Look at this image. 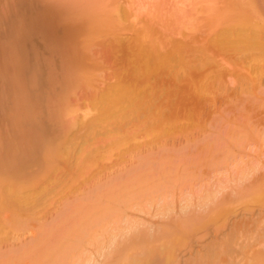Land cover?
Segmentation results:
<instances>
[{"label": "rangeland", "instance_id": "obj_1", "mask_svg": "<svg viewBox=\"0 0 264 264\" xmlns=\"http://www.w3.org/2000/svg\"><path fill=\"white\" fill-rule=\"evenodd\" d=\"M252 1V0H251ZM257 0H254V5H256L257 4V2L259 3V4H257L258 5V7H263V4H264V2H263V0H261V2L258 0L257 2H256ZM256 2V3H255ZM229 3H231V4H229ZM263 3V4H262ZM233 3L232 2H230L229 0H0V43H1V45L3 46V47H5V49H3L1 46V48H0V58H1V56H3L4 57V55L6 54V53H9L10 51H9V47H11V45H12V43L13 42H11V39H12V41H13V34H12V32L13 31H11L12 29L14 30V24H15V22L17 21H19V18L20 17H22V15L24 16L25 15V18H28L29 19V17L30 18H32L33 19V22H34V18L37 16V18L36 19H38L39 17V20H35V21H37V22H40V24H39V28L38 27H35V30H32L31 32H30V40H31V38L33 39V40H31L30 42H31V44L30 43H25V45L23 46V48L22 47H20V50H21V48L23 49V52H24V54H25V56H24V59H27L29 62L27 63L26 61L27 60H24V62H25V65H24V63H22L23 65H24V68H23V66L21 65V64H17V67L16 66H14V67H16V76L15 75H13V73L11 74V67H10V65H8V64H6L5 62H3L4 64H5V69L3 68L4 67V64L2 63V65H1V62L3 61L2 59H0V68L2 69H0L1 71H0V91L2 92V89L3 88H6V93L4 92V90H3V94L6 96H9V98H11L12 100H11V102H12V105H8L7 103H10L9 101L10 100H8V102H6L7 101V99H8V97H6V98H4L3 99V97L4 96H2V93H0L1 95H0V97H2L1 98V100H2V103H1V100H0V103L1 104H4V106L3 105H1V106H3V107H1L0 106V112L2 113V112H4L5 113V111H3L4 109V107H6L5 106V104L6 105H8L9 107L10 106H12L13 107V103H14V94H13V92L11 91L10 92V90H8V89H10V87H6V86H9L8 85V83L6 84V86H4L3 84L5 83V81L3 80V79H5L6 78V76L8 75V74H10V78H12L13 77V79L14 80H16V82H20L19 84V86H22V84L23 85H27V86H33L34 85V87H36V90H35V88H30V86H29V88L31 89V92H33L34 91V93H32V95L33 94H35V92L36 91H38L39 92V94L40 93H42V94H40V97L38 98L39 99V102L41 101L42 102V99H45V102L46 103H44V100H43V104H45V107H47L46 106V104L47 105H49V107H50V109H51V114H53L54 115V119H56V120H59V122H60V120H61V118H57V116H58V114L59 113H61V110L63 109V107L65 106L66 108H64V109H68L69 110V108H68V106H69V104H70V108H72V109H76L77 110V112H79V113H77L78 114V116H74L73 118L75 119V117H77V119L80 121V114H81V116H83L84 114V112H90L89 114H91V116L89 117V116H87L86 114V116H87V119L89 118H92V116L93 115H95V114H97V112H96V110H95V112H94V108L92 109V111H91V102H90V100L91 99H93L92 97H91V95H93L94 96V94L96 95H99V93L97 92V90H106L108 87H110L111 86V84H113V83H115V85L113 84V86H116L117 84H116V82H118L119 81V84H122V85H124L123 83H125V84H127V86H129V84H130V86L132 87V85L134 84L135 85V82H133V81H131V80H129V79H123V75H124V73L123 72H125V70H126V65L124 66V64H123V66L121 67V65L120 64H122L123 63V60L122 59H125L126 57H124L125 56V52H126V50H128L129 49V47H130V50H128V53L129 52H131V49L132 48H134L133 47V45L132 46H128V45H125L124 46V44L127 42L128 44L130 43V44H132V42L134 43V41L137 39V36L139 37L138 39H141L140 37H141V35H144V36H142V39H144V43H145V40H146V42L149 44V45H151V43L152 44H154L155 45V43L156 42H159V44H160V47H161V49L163 50V52L165 51H167L168 50V48H170V44H171V48H175V44H176V46L178 45L179 46V44H180V46H185V44L188 46V48H190V46L193 48H191L192 49V51H194L196 54L198 53L199 55H200V51H201V55H200V57H202L203 55H204V52L202 53V50L201 49H204V51H207V49H208V47H210L211 49H210V53L209 52H206L205 53V55H204V57L205 56H208V58H209V60L210 61H207L206 62V60H205V62L207 63V65H203V67H204V69H203V67L201 66V68L199 67V69H198V71H197V69H196V71L198 72V74L199 75H201V77H199V75L198 74H193V70L191 71V76H190V78L188 77V78H186L185 80H187L188 79V81H183L184 79H181L185 84H183L182 82H181V80L179 81V82H176L177 80L175 79H173V80H168V79H162V81H166L165 82V85L164 84H162V85H164L163 86V88H165V90L167 89V88H169L170 90H172L173 92H174V96H172V97H174L173 99H172V97H171V101H170V107H171V110H169L168 108H166V106H164L165 108H161V106H160V109H161V111L162 110H164V112L162 111V113H163V118H164V116H168L169 115V119L166 117V120H164L165 121V123H167V125H168V122H169V125H171V122H172V126L174 125V126H177V128L176 127H174L173 129H175V131L174 130H172L173 132H174V135H175V137H174V135H173V137L174 138H170V136H172L171 134H173V133H170V135L168 136L169 137V139H167L166 140V142H165V139H166V137L164 138L163 137V142H160L159 140H158V144H156L157 143V141L154 143L153 141H152V138H151V136L149 137V138H151L150 139V141H148V143L147 144H149V143H151V147H150V145H149V148L151 149V152H150V150L148 149V151L150 152H148L149 154H150V159H149V156H146V155H149L147 152H146V150H144L143 151V149H146V148H148L146 145L147 144H145L146 142H147V140H149V138H148V136L147 135H144V133L143 134H139L136 138L137 139H135V142L137 143H139V144H141V142H144V143H142V146L141 145H138V143L136 144L135 142H132V143H130L129 145H126V147H128V149L127 150H125V153L127 154V156H126V154H125V156H123L122 157V155L124 154H122L121 152H120V150H119V152L122 154L121 156H115L114 154H116V153H113L112 154V156L110 157V154L108 155V158H104V160H103V162L105 163V164H103L102 163V160H101V163H102V165H103V168H105V171H103L104 169H101V167H102V165H100L99 164V162L96 164L97 166H100V167H94V169H95V173L93 172L94 171V169L92 168V171L91 172H93V173H91V175H93L92 177H94V178H92V179H94L93 181H97V184L96 185H103L104 184V182L103 181H105V182H108V183H110L109 181H107V180H112L111 182L112 183H110L111 185H108L110 188H111V186L113 187L112 188V191L113 190H115L116 189V191H118V188H115V183H116V181H118L119 180V178H120V180H121V182H119L118 181V185H124L125 184V182L127 183V184H131L132 183V181L134 180V179H136V180H143V184L144 185H146L145 187L143 186V190H144V188L146 189V191L144 190H142L141 189V187L138 189L137 188V186L135 185V187H136V192L138 191V193L137 194H135V195H138V198L137 197H135L136 199H133V197L135 196H133L132 198H130V201L128 202V201H124V202H127L126 204H124L123 203V205L125 206H123L122 204H120V202H119V204L120 205H122V207L120 206L119 207V204L117 203V202H114L115 201V199H113V197L112 196H114V192H113V195L110 197L109 196V198H108V200L112 203L111 204V206H114V207H116V208H114L115 209V211L117 210V211H119V213L117 212V213H115V211H114V213L112 212V215H113V217H111L110 218V220L108 219H105L106 221V224H105V226L104 227H102L101 228V225H103L104 224V222H103V220L102 219H100V228L98 227V229L97 230H95V228L93 229V228H90L89 226H79L78 225V227L77 228H79V227H81V229L83 230V231H85L86 230V228L87 227H89L88 228V230L91 232V231H93V230H95V231H93L92 232V234L94 233V236H95V233H96V236H95V238L97 237V236H99V237H97V240H98V238L99 239H101V240H98L99 242H94V241H97L96 239H94V240H92V235L89 237V239H86V240H88V242H85V241H83V242H80L79 240V238H78V235H81L83 232L82 231H80V232H82L81 234H78L77 232H79L77 229H74L73 228V225L71 226L70 225V223H69V220H71V221H73L72 219H70L71 217L69 216V214L68 213H66V212H68V211H70V215H72V212H74V214L72 215V217L74 216H76L77 218H80L82 215H84V214H82V215H79L80 214V210L78 209V207H77V205L79 204V207H80V209H81V211H84V212H86V205L89 203V202H93V204L91 205V206H93V205H99V206H102V207H100V208H105V205H106V203L108 202V204L110 203L108 200H106L105 198L103 199V195L105 196V190L108 188L109 189V187H107L106 189H101L100 188V190L102 191V190H104V192L102 193L100 190H99V192H100V196L102 197H99V193L96 195V192H95V190H94V192H95V196L94 195H92L91 194V196L92 197H94L95 198V200L93 201L92 199H91V196H90V194H89V191L91 192L92 191V193H93V188L96 186V185H94L93 183H92V181H91V178H90V180L89 181H91L90 183L91 184H93V185H91L90 183H88V182H86V183H84V185H80V187H79V189H78V192H75V193H68V195L67 194H64V195H62L63 196V198H61V195L60 196H55V197H53V198H55V199H53L54 200V202L55 201H57V202H59V203H54L52 200H50V209H52V210H50V212H49V206H48V208L46 209V211L44 212V213H46V214H44L43 213V216H45L46 217V220H44L45 218L42 216V220L43 221H41V231H42V234H43V231L46 233L45 235L47 236V235H49L50 233H52V235H51V237H49L50 239H48V236L47 237H45L46 239L44 240V239H41L42 240V242H41V247L45 250V251H47L49 248L50 249H52V251H50V250H48L47 252H45L44 250H43V252H45L44 254H43V258H42V254L40 255V257L43 259H41V261H42V263L41 262H39V264H48L49 263V261L51 260L50 259V257H57L56 259H52L51 261L52 262H50V264H52V263H54L55 262V264H57V263H61V264H63L64 262V264H76V262H78L79 260H80V264H81V262H82V259H86L85 261V263L86 264H88V262L91 260V261H93L94 259V261H93V264L94 263H96V264H105V262L107 261V256L109 257L112 253H114L115 252V249H117V248H115V245H116V247H118V244L120 245V243L122 242H124L126 239H127V237L129 238L132 234H133V232L134 231H136L137 229H142V231H143V229L144 230H146V227H152V229H153V227H154V230H157V229H160L159 227H164L166 224H169L170 223V221L171 220H173V219H176V218H179L180 216H182V215H184V214H186V215H184V217L185 216H187V214H189V213H195L196 215H198V214H205V213H208V211H210V208L211 207H214V205L216 204V202L215 201H217V204H219L218 202H220L219 200H221V202L220 203H222V201H224L225 199L227 200L228 198H229V204H228V206L227 207H229L230 206V212H229V215H226V216H224V217H226V219H224V217H222V218H220L219 219V221L217 222V224L215 225V226H212V228L211 229H208V228H210V227H208L207 228V230L206 229H200V233L198 234H194V236H191V238H187L185 241H186V243H185V245L184 246H182V247H184V248H181L180 246L181 245H177L179 248H177V249H175L176 251L173 253L174 254V262H167L166 260L164 261L163 259H159V260H161L160 262L158 261V259H157V261L156 262H152L151 261V263L152 264H155V263H157V264H190L191 263V261H193L195 258H194V256H197L198 254H201V253H203L205 250H206V248H208L210 245H211V243H209L210 241L211 242H213L214 244L215 243H218L219 241L218 240H221L222 238V241L223 240H225V239H229V238H232V240H231V245H232V247H234L233 249H231L232 247H231V245L229 246L228 245V251L231 253V255H233V256H231L230 255V257L229 256H227V259H226V257H220L219 258V260H217V264H248L249 262H250V260H251V262L249 263V264H251L252 262H253V264H254V259L256 258V254H258V252L259 253H261L262 252V249H263V251H264V239H263V237H264V235H263V233H264V226H262V225H264V203H256V204H258V205H256L255 203V205L253 204V200H251L250 199V192L249 191H251V190H253L254 188H256V187H258V185H261V183H264V180H262V182L260 183L259 181L261 180V179H263V177H264V75H263V73H264V70H263V73H261V75H263L262 76V78H261V76H260V73H258V71H256V69H253V62L251 61L250 62V60H248V61H245V63H243V61L241 62V60L239 59L240 57H239V55H238V57L235 55L236 53H234L233 54V52H227V51H221V50H218V49H215L216 47H214L213 48V45H211L212 44V41L214 40V36H216V34H215V31H216V33H219L220 31H222L224 28H225V22L226 21H229L228 19H230V17H231V15H230V13L232 14L234 11L232 10L233 9V5H232ZM261 4V5H260ZM256 5V6H257ZM260 5V6H259ZM228 6V7H227ZM233 6V7H232ZM253 7V8H258V7ZM20 8V9H19ZM3 9V10H2ZM15 9V10H14ZM17 9V10H16ZM234 9H236V8H234ZM255 9V10H256ZM10 10V11H9ZM41 10V11H40ZM44 12H43V11ZM68 10H70V12L68 11ZM80 10H81V12H80ZM226 10H228V12L226 11ZM259 10H262V9H259ZM74 11V12H73ZM76 11V12H75ZM82 11H83V14H82ZM87 11V12H86ZM231 11H233V12H231ZM236 11V10H235ZM10 12V13H9ZM36 12V13H35ZM47 12V13H46ZM64 12V13H63ZM67 12L69 13V14H67ZM71 12L73 13V14H71ZM107 12H108V14H107ZM111 12H112V14H111ZM117 12V13H116ZM257 12H259V11H257ZM262 12H263V10H262ZM24 13V14H23ZM38 13H40L39 14V16H38ZM53 13V14H52ZM76 13L78 14V16H76ZM105 13H106V15L108 16H106L105 15ZM229 13V14H228ZM12 14V15H11ZM15 14V15H14ZM27 14V15H26ZM37 14V15H36ZM44 14H45V16H44ZM47 14V15H46ZM65 14H66V16H65ZM81 16H80V15ZM86 14H87V16H86ZM31 15V16H30ZM41 15V16H40ZM53 15V16H52ZM67 15H69V18H70V16H71V19L69 20V18H68V16ZM83 15V16H82ZM100 15V16H99ZM228 15H230V17L228 16ZM235 15V14H234ZM264 15V14H263ZM262 14H261V17L263 16ZM17 16H18V20H17ZM47 16V18H44V17H46ZM114 18H113V17ZM123 16V17H122ZM43 19H42V18ZM51 17H54V18H51ZM10 18H11V20H10ZM58 18H60L59 19V22H58ZM68 18V19H67ZM111 18H112V20L113 19H115L114 21H112L111 20ZM118 18H121L120 20L118 19ZM13 19V20H12ZM23 19V18H22ZM21 19V20H22ZM44 19H46V20H44ZM57 19V20H56ZM63 19V20H62ZM107 19H109V21L107 20ZM264 19V18H263ZM5 20V21H4ZM9 20H10V23H8L9 22ZM15 20V21H14ZM25 20V19H24ZM23 20V21H24ZM30 20V19H29ZM43 20V21H42ZM55 20H56V23H57V25H55L56 23H54L53 25H52V23L51 22H55ZM67 20V21H66ZM87 20H91V21H93V22H96V23H94L95 25H97V23H99V25H102L103 27H102V30H104V28H105V32H104V34L103 35H101L102 36V38H100V35H99V31L97 32V33H95L96 35H94V36H96V37H98V38H96V40H92V39H94L95 37L94 36H92L91 35V33L89 34V36H91V42H90V46H91V49H92V51H91V49H90V51L88 50V49H84L85 50V52L86 51H89V55H91L89 58H87L86 57V59H87V61L85 60V59H83L84 60V65L87 63V64H93L92 66H90V64L89 65H83L85 68L84 69H86L87 68V72H89V73H92L90 76H91V79H90V77H89V80H91L90 81V83L88 84L87 83V85H88V87L86 86V88H85V86H83V87H80V86H82V83H81V85H79V83H80V81H81V79H79L80 81H79V83H77V85H79V87L77 88V89H75L74 88V90L75 91H73V88L72 87H75V86H71V88L70 89H72V90H70V91H72L71 92V94L69 93V92H62V94L63 93H66V94H68L69 93V95H68V98L69 97H72V98H70V101L68 100V98H67V96H66V94H65V96L64 95H62V97L64 96L65 98H66V100L65 101H63L64 103H62L61 101H57V100H55L56 99V96L58 97V95H60V92L61 91H63V90H65L66 89V85L69 83V81H71L72 80V77L74 76V78H73V80L75 79V75H78L79 77L81 76V73H79L78 71H80L81 72V70H78L77 72L79 73H77L75 70L78 68V66H74L73 64H75V65H77V62H78V60H80V57L76 54V53H78L77 51H80L79 49H80V44L78 45V50H77V46H74L75 48H74V54H76V55H73V56H75L74 58L76 59V63H75V60L72 58V56H71V59H72V62H67V63H69V64H66V61L68 60H66L65 59V61L64 60H62L63 58L60 56V54H58L57 52H56V50H54L55 49V46L53 47V44L54 45H57L58 44V46L59 47H62L64 44H70L69 42L71 41V39H72V43H71V45H76V42H75V44H74V41H77V44L80 42H82L81 43V45L83 44V42H85V38L87 37V40L86 41H88L89 39H90V37H88V30L86 29L87 27L88 28H90L89 27V25L87 24ZM226 20V21H225ZM13 21V22H12ZM28 21V20H27ZM44 21L46 22V23H44ZM64 21H65V23H64ZM71 21V22H70ZM111 21L113 22V23H111ZM118 21V22H117ZM121 21V22H120ZM220 21V22H219ZM30 22H32V21H30ZM60 22H62V23H60ZM90 22V21H89ZM19 23V22H18ZM23 23V22H22ZM25 24H26V21L24 22ZM23 23V24H24ZM35 23V22H34ZM118 23V24H117ZM119 23H120V25H119ZM123 23V24H122ZM217 23H219V24H217ZM13 24V25H12ZM22 24V25H23ZM24 24V25H25ZM42 24H44V31H43V25ZM48 24V25H47ZM60 24V25H59ZM93 24V23H92ZM112 24V25H111ZM115 24V25H114ZM216 24H217V26H216ZM13 27H12V26ZM19 25V24H18ZM20 25H21V23H20ZM37 25V24H36ZM63 25H64V28H63ZM65 25H67V26H65ZM116 25H118V27L116 26ZM220 25H223V26H220ZM48 26V27H47ZM49 26L51 27V29L49 28ZM54 26H57L56 28L54 27ZM70 27V28H67V27ZM81 26V27H80ZM111 26V27H110ZM113 26V27H112ZM219 26V27H218ZM10 27V28H9ZM11 27H12V29H11ZM95 27V26H94ZM117 27V28H116ZM216 27H218V29L216 28ZM63 28V29H62ZM91 28H93V27H91ZM91 28H90V30H91ZM96 28V27H95ZM95 28H93V29H95ZM219 28H221L220 30H219ZM8 29H11V30H9L8 31ZM36 29H37V31H36ZM54 29V30H53ZM118 30V32H117V30ZM48 32H47V31ZM64 30H68L67 32L69 33L71 30L73 31V33H71V34H67L68 36H70V37H68L65 33H67L66 31H64ZM87 30V31H86ZM100 30V29H99ZM112 30V31H111ZM147 30H150V31H148V36H149V34H150V38H152V42H151V39H149V37L148 38H143V37H147ZM8 31V32H7ZM44 32V34H43V32ZM95 31V30H94ZM97 31V30H96ZM114 31H116V32H114ZM140 31V32H139ZM40 32H42V33H40ZM53 33L52 35H51V33ZM63 32V33H62ZM77 32V33H76ZM83 32V33H82ZM88 32V33H87ZM92 32V31H91ZM101 33H102V31H100ZM113 33V35H111V36H109V34L110 33ZM135 32H137V33H135ZM139 32V33H138ZM145 34H144V33ZM9 33H10V36H9ZM31 33H33L32 35H31ZM50 33V34H49ZM86 33V34H85ZM100 33V34H101ZM111 33V34H112ZM116 33V34H115ZM117 33H118V36H117ZM38 34H39V37H38ZM40 34H41V36H40ZM56 35V37H57V35H58V37L57 38H55V35ZM82 34V35H81ZM92 34H94V32L92 33ZM99 36H98V35ZM141 34V35H140ZM214 34V35H213ZM11 35H12V37H11ZM43 35V36H42ZM62 35H64V38L62 37ZM66 35V36H65ZM72 35V36H71ZM106 35V36H105ZM116 35V36H115ZM120 35V36H119ZM146 35V36H145ZM155 35V36H154ZM48 36V37H47ZM86 36V37H85ZM116 38H115V37ZM136 36V37H135ZM41 37H44V40H43V38H41ZM52 37H54V38H52ZM60 37H62V38H60ZM66 37V38H65ZM155 37V39L157 40H153V38ZM50 38H51V40H50ZM114 40V38H115V40H116V42H115V40L113 41L112 39ZM122 38V39H121ZM213 38V39H212ZM28 39V40H29ZM41 39V40H40ZM62 39V40H61ZM64 39V40H63ZM66 39H68L69 40V42H68V40L67 41H65ZM75 39V40H74ZM83 39H85V40H83ZM99 39V40H98ZM111 39V40H110ZM132 39H133V41H132ZM135 39V40H134ZM137 39V40H138ZM41 42H40V41ZM52 40H53V42H52ZM102 40V41H101ZM124 40V41H123ZM136 40V41H137ZM44 41H46V43L44 42ZM56 41V42H55ZM62 41V42H61ZM79 41V42H78ZM93 41V42H92ZM101 41V42H100ZM105 41V42H104ZM111 41V42H110ZM117 41H121V42H117ZM123 41V42H122ZM126 41V42H125ZM131 41V42H130ZM156 41V42H155ZM3 42V43H2ZM42 42L44 43V44H42ZM49 42V44H51V45H49V44H47ZM65 42V43H64ZM108 42V43H107ZM167 42V43H166ZM173 42H176V43H174L173 44ZM4 43H5V45H4ZM41 43V44H40ZM56 43V44H55ZM92 43H94V45H91ZM106 43V44H105ZM109 43H110V45H109ZM117 45H116V44ZM119 43L123 46V48H124V50H125V52L123 53V49L121 50V48H120V46H119ZM124 43V44H123ZM137 43V42H136ZM164 43V44H163ZM182 43V44H181ZM189 43V44H188ZM84 44H86V43H84ZM84 44H83V46H84ZM95 44H98V45H95ZM102 44V45H101ZM108 44V45H107ZM135 44V43H134ZM146 44V43H145ZM159 44L158 43H156V45L159 47ZM45 45V46H44ZM48 45V46H47ZM102 47H101V46ZM116 45V46H115ZM136 45V44H135ZM164 45V46H163ZM30 46V47H29ZM57 46V47H58ZM104 46H106V47H104ZM174 46V47H173ZM177 46V47H178ZM179 46V47H180ZM115 48V49H112V48ZM157 47V48H158ZM168 47V48H167ZM176 47V48H177ZM182 47V48H183ZM19 48V47H18ZM25 48V49H24ZM45 48H46V50H45ZM54 48V49H53ZM103 48V49H102ZM111 48V49H110ZM164 48H166L167 50H165ZM186 48V47H185ZM195 48H199L198 50L197 49H195ZM2 49V50H1ZM8 49V50H7ZM27 49V50H26ZM116 49H117V51H116ZM135 49H136V47H135ZM135 49H132V50H135ZM187 49V48H186ZM11 50V49H10ZM30 50V51H29ZM31 50H33V51H31ZM108 50H109V52H108ZM161 50V51H162ZM171 50V49H170ZM196 50V51H195ZM209 50V49H208ZM217 50V51H216ZM27 51V52H26ZM44 51V52H43ZM81 51H82V49H81ZM79 52V55H80V53H81V55H82V57H81V60H82V58H83V54H82V52ZM95 51V52H94ZM188 51H190V50H188ZM188 51H187V53H188ZM211 51H213V52H211ZM219 51V52H218ZM12 52V51H11ZM18 52V51H17ZM32 52V53H31ZM48 52V53H47ZM117 52V53H116ZM122 52V53H121ZM133 52V51H132ZM191 52V51H190ZM192 53V54H194L195 55V59L193 60H189L190 61V63H192V64H195L194 62L195 61H197V62H199V60H200V62L201 61H203L204 59H206V58H204V57H202V60L201 59H197V56H196V54L195 53ZM216 52V53H215ZM46 53V54H45ZM50 53V54H49ZM96 53V54H95ZM212 53V54H211ZM225 53H227V54H225ZM86 54H88V53H86ZM115 54V55H114ZM121 54H122V56H123V54H124V56L122 57L121 56ZM185 54H186V52H185ZM189 54V53H188ZM188 54H187V56H188ZM192 54H189L190 55V59L191 58H194V56L192 55ZM197 54V55H198ZM35 55V56H34ZM37 55H38V57L39 58H37ZM50 55H52L51 57H50ZM85 55V54H84ZM192 55V56H191ZM18 56V55H17ZM48 56V57H47ZM53 56H55V58H53ZM77 56H78V58H77ZM87 56V55H86ZM93 56V57H92ZM185 56V55H184ZM2 57V58H3ZM36 57V58H35ZM43 57V58H42ZM85 57V56H84ZM96 57V58H95ZM112 57V58H111ZM118 57H119V59H121L122 60V62H121V60H119L118 59ZM121 57V58H120ZM128 57V56H127ZM199 57V56H198ZM211 57V58H210ZM215 57V58H214ZM50 60H49V59ZM57 58V59H56ZM189 58V57H188ZM208 58H207V60H208ZM213 58V59H212ZM242 58V57H241ZM38 59H40V60H38ZM58 59H60V60H58ZM71 59H69V61L71 60ZM112 59H113V61H112ZM116 59V60H115ZM117 59H118V61H117ZM239 59V60H238ZM248 59V58H247ZM38 60V61H37ZM74 60V61H73ZM89 60V61H88ZM33 61V62H32ZM35 61V62H34ZM49 61V62H48ZM63 61L66 65H68L67 67H65V70H64V72H62L63 71V69H64V63L61 62ZM90 61H93L92 63L90 62ZM211 61H213L214 62V64H212L213 62H211ZM31 62V63H30ZM36 62H40L39 63V65H37L36 64ZM54 62V63H53ZM58 62H59V64H58ZM82 63H81V65L83 64V61H81ZM118 64H117V63ZM121 62V63H120ZM246 62H248V63H246ZM27 63V64H26ZM32 63H33V65H32ZM36 64V66H34L35 64ZM41 63H42V68H40L39 69V67H41ZM49 63H50V65H49ZM71 63V64H70ZM79 63V62H78ZM124 63H125V61H124ZM202 63H204V62H202ZM206 63H204V64H206ZM243 63V64H242ZM252 63V65H251V69H252V72H251V69H250V67H249V65ZM29 64V65H28ZM47 64V67L45 66ZM60 64H62V65H60ZM99 64V65H98ZM115 64V65H114ZM197 64V63H196ZM218 64H219V66H218ZM9 66L10 67V69L7 67V66ZM13 65V64H12ZM26 65H28V67L27 68H29V67H31L32 66V68H34L32 71H31V69L32 68H30V69H28L29 70V72L28 71H26L25 72V68H26ZM52 65V66H51ZM55 65V66H54ZM71 67H70V66ZM80 65V64H79ZM118 65H119V67H118ZM245 65V66H244ZM39 66V67H38ZM44 66H45V68H44ZM50 66V67H49ZM88 66V67H87ZM117 66V67H116ZM205 66H207V67H205ZM214 66V67H213ZM221 66V67H220ZM246 66H247V68L249 67V69H250V72H249V70L246 68ZM7 67V68H6ZM38 68L37 69V72H36V69L35 68ZM59 67V68H58ZM63 67V69H61ZM94 67V68H93ZM98 67V68H97ZM254 67H257L258 68V66H256V65H254ZM21 68H22V70L25 72V73H22L23 71L21 70ZM68 70H67V69ZM75 68V69H74ZM41 69H45V70H43V71H41ZM61 69V70H60ZM70 69H71V71H70ZM79 69V68H78ZM82 69V68H81ZM84 69H83V71H84ZM89 69V70H88ZM92 69H94V70H92ZM96 69V70H95ZM119 69H121V70H119ZM194 69V68H193ZM195 69H194V72H195ZM200 69H201V71H200ZM219 69V70H218ZM6 70H10V71H6ZM48 70V71H47ZM52 70V71H51ZM54 70H55V72H54ZM253 70H255V72L253 71ZM5 71H6V73H5ZM38 71H39V73H38ZM46 71V72H45ZM69 71H70V73L72 74V76H71V78L69 77L71 74L69 73ZM117 71H118V73L119 72H121V74L123 73V75L121 76V74H118L119 76H121V77H119V76H117V75H115V74H117ZM200 71V72H199ZM2 72V73H1ZM3 72H4V74H3ZM10 72V73H9ZM12 72H13V70H12ZM28 72V73H27ZM85 72V71H84ZM87 72H85L82 76L84 77V75H86V73ZM197 72H195V73H197ZM249 72V73H248ZM255 74H254V73ZM26 73H27V75H26ZM35 73V74H34ZM41 73V74H40ZM42 73H44V75H42ZM50 73H51V75H50ZM53 73H55V75H56V77H55V75L53 74ZM74 73V74H73ZM76 73V74H75ZM101 73V74H100ZM181 73V72H180ZM200 73H202V74H200ZM250 73H252V74H250ZM5 75V78H3V75ZM7 74V75H6ZM25 76H24V75ZM46 74V75H45ZM58 74V75H57ZM61 74L63 75V76H61ZM95 74V75H94ZM13 75V76H12ZM36 75H37V77H38V79H42L41 81H38V79H37V77H36ZM66 75V76H65ZM89 75V74H88ZM93 75V76H92ZM114 75H115V77H114ZM181 75H182V73H181ZM216 75V76H215ZM218 75V76H217ZM254 75V76H253ZM260 76V78H259V76ZM28 76H30V78L28 77ZM48 76V77H47ZM59 77V81H58V77ZM78 76L76 77L77 79H78ZM117 76V77H116ZM247 76V77H246ZM251 76H253V78H255V79H259V80H261V81H259V80H256V84L254 85L253 83H255V79H251L252 77ZM7 77H9V75L7 76ZM41 77V78H40ZM50 77V78H49ZM55 77V78H54ZM86 77H87V75H86ZM86 77H84L85 79H82L83 80V85H85L86 83H85V81L84 80H87L86 79ZM192 77L194 78V79H192ZM197 77V78H196ZM198 77H199V80H198ZM214 77H216V79L214 78ZM249 77V78H248ZM9 78V79H10ZM31 78H33L32 80H31ZM63 78V79H62ZM64 78H67L66 80L64 79ZM69 78H70V80H69ZM88 78V77H87ZM93 78V79H92ZM212 78H214V79H212ZM244 78H245V80H250L249 82H248V86H247V81H245L244 80ZM247 78V79H246ZM46 79H48L47 81H46ZM53 79V80H52ZM96 79V80H95ZM6 80H8V78H6ZM31 80V81H30ZM53 81V83H58V82H60L59 83V85L57 86L56 84V89L55 90H53L52 88H54V86L51 88L53 91H56L55 93L57 94H53V96H49V94H52L51 93V89H50V86H49V83H50V81ZM64 82H63V81ZM89 80H88V82H89ZM124 80V81H123ZM157 80V79H156ZM155 80V81H156ZM192 80H194V82L192 81ZM207 80H209L208 82H206ZM242 80V81H241ZM244 80V81H243ZM253 80H254V82H253ZM9 81V80H8ZM47 83H46V82ZM56 81V82H55ZM58 81V82H57ZM123 81V82H122ZM158 81V80H157ZM161 81V80H160ZM168 81V82H167ZM191 81V82H190ZM219 82L218 83V85L219 86H217V83L216 82ZM68 82V83H67ZM78 82V81H77ZM137 82V81H136ZM149 82H150V80H149ZM151 82L155 85V83H154V80L153 79H151ZM186 82H188V84L186 83ZM196 82H197V84H196ZM202 82H204V84L206 85V83H207V85H206V88H208L209 89V87H214V89H212L211 88V90L209 89H207L206 90V88H205V90H203V88L205 87V85L202 83ZM211 82V83H210ZM213 82H214V84H213ZM250 82H251V84H250ZM259 82H260V84H259ZM22 83V84H21ZM52 83V82H51ZM52 83V84H53ZM64 83V84H63ZM72 83V82H71ZM151 83V84H152ZM159 83V82H158ZM200 83H201V85H200ZM216 83V84H215ZM222 83V84H221ZM241 83L243 84V85H241ZM246 84V87L244 86L245 84ZM46 84H48V85H46ZM66 84V85H65ZM76 84V83H75ZM74 84V85H75ZM118 84V85H119ZM137 84V83H136ZM147 84H149L148 82H147ZM147 84H145V86H147ZM151 84H149V85H151ZM160 84L161 83H159V85H155V87L156 88H158V90H159V87H160ZM168 84V85H167ZM170 84V85H169ZM199 84V85H198ZM252 84H253V86H252ZM259 84V85H258ZM89 85H92L91 87L89 86ZM178 85H179V87H178ZM183 85V86H182ZM185 85H186V87H185ZM189 85V86H188ZM198 85V86H197ZM213 85V86H212ZM241 85V86H240ZM2 86H4V87H2ZM126 86V85H125ZM144 86V85H143ZM159 86V87H158ZM166 86V87H165ZM191 86H192V90H191ZM199 86H200V88L202 89L201 91L204 93V91H205V93L207 92V94L204 96V95H202L201 94V92L199 93V91L198 90H200V88H199ZM203 88H202V87ZM217 86V87H216ZM220 86H223L222 87V89H220ZM252 86V87H251ZM49 87V88H48ZM59 87V88H58ZM65 87V88H64ZM148 87V86H147ZM190 87V88H189ZM193 87L196 89H194L193 90ZM217 89H216V88ZM251 87V88H250ZM254 87V88H253ZM256 87V88H255ZM23 88V87H22ZM61 88H62V90H61ZM68 88H69V86H68ZM88 88V89H87ZM111 88V87H110ZM154 88V87H153ZM153 88H151L152 90H153ZM224 88V89H223ZM244 88H246L247 90H248V88L249 89H251V90H246V89H244ZM109 89V88H108ZM160 89L163 91V92H167V90L165 91V90H163L161 87H160ZM185 89V90H184ZM188 89V90H187ZM190 89V90H189ZM220 89V90H219ZM243 89V90H242ZM27 90V89H26ZM60 90V91H59ZM94 90H95V92H94ZM160 90V91H161ZM180 90V91H179ZM222 90V92H219V91H221ZM255 90V91H254ZM41 91V92H40ZM50 93H49V92ZM58 91H59V93H58ZM66 91V90H65ZM102 91H100V93L102 92ZM154 91V90H153ZM177 91V92H176ZM198 91V92H197ZM211 91H212V93H211ZM215 91V92H214ZM217 91V92H216ZM246 92V93H244V92ZM30 92V91H29ZM105 92V91H104ZM159 92V91H158ZM162 92V94H164ZM10 95H9V94ZM72 93L74 94V95H72ZM91 93V94H90ZM93 93V94H92ZM179 93H181V94H179ZM244 93V94H243ZM37 94V93H36ZM38 94V95H39ZM158 94V93H157ZM162 94L160 95V97L162 96ZM199 95V94H201L200 96H199V98H198V96L197 95ZM248 94V95H247ZM55 95V96H54ZM159 95V94H158ZM171 95H172V93H171ZM247 95V96H246ZM165 96V95H164ZM163 96V97H164ZM207 96V97H206ZM48 97V98H47ZM96 97V96H95ZM168 97V98H167ZM166 98L167 99H169V96H167ZM60 97H58L57 99H59ZM52 99H53V101H55V102H53L52 101ZM162 99V98H161ZM164 99H165V97H164ZM167 99H165V100H167ZM201 99V100H200ZM31 99H30V97L27 99V103L30 101ZM62 100H64L63 98H62ZM199 102H198V101ZM92 101V100H91ZM159 101V100H158ZM157 101V102H158ZM161 101V100H160ZM160 101L158 102V105L160 104ZM162 101H163V99H162ZM174 103H173V102ZM39 102H37L38 104H39ZM40 102V103H41ZM61 102V103H60ZM66 102V103H65ZM67 102H69L68 103V106L66 105L67 104ZM166 103L168 102V101H165ZM35 104L36 103V101L35 102H31L30 104ZM55 103V104H54ZM57 103L59 104L60 103V106H62L63 105V107L60 109L59 107L60 106H58L57 105ZM164 103V101L162 102V104ZM165 103V104H166ZM171 103H173L174 105H178L177 106V108H176V106H173ZM179 103V104H178ZM65 104V105H64ZM168 104V103H167ZM36 105V104H35ZM89 106H91L90 108H89ZM169 106V105H168ZM167 106V107H168ZM15 107V106H14ZM73 107H75V108H73ZM7 108V107H6ZM5 108V110H6V114H8L7 112H10L11 113V111H12V113H13V111L15 112V110H16V108L14 109V110H11L10 108H9V110L7 111V109ZM87 109H88V111H87ZM159 109V110H160ZM167 109H168V111H167ZM172 109H173V111L174 112H172ZM11 110V111H10ZM76 110H75V112H76ZM90 110V111H89ZM167 112H166V111ZM71 111V110H70ZM73 112V111H72ZM94 112V113H93ZM167 114H166V113ZM176 112H178V113H176ZM55 113H56V115H55ZM165 113V114H164ZM3 114V113H2ZM16 114V113H15ZM14 113L13 114H9V115H12L13 117H14V115H15ZM93 114V115H92ZM5 115V114H4ZM6 116V115H5ZM5 116H3L2 115V117H5ZM8 116V115H7ZM6 116V117H7ZM1 117V114H0V130L2 131H0V138H1V140H0V144L2 143V144H5V146H3L2 144V146H3V148H0V155L2 154V150L3 149H5L4 147H7L8 145H9V143H11V142H13V141H16V139L17 140H20V139H18L16 136V134L17 133H15V135H14V133H12L11 131H12V127L9 125L10 124V122H9V118H11V116H9L8 117V119L7 118H4V120L6 119L7 121H5L4 122V120H2L3 118ZM94 117V116H93ZM2 118V119H1ZM67 118V117H66ZM85 120H84V119ZM83 118H81V122L83 123L84 121H85V123H86V118L85 117H83ZM170 118H171V120L173 119V121H171L170 120ZM53 119V120H54ZM64 120H65V118H63ZM70 118H67V120H69ZM77 119H75V120H77ZM66 120V121H67ZM70 120H72V119H70ZM69 120V121H70ZM62 121V124H63V120H61ZM163 121V122H164ZM179 123V121H180V123H185V124H187V125H189V126H192V125H194V126H192L191 127V129L189 128V126H186V125H184V124H179V126H178V123ZM88 122V121H87ZM162 122V123H163ZM9 123V124H8ZM64 123H66V124H68L69 122H64ZM199 123V124H198ZM53 124H55V123H53ZM56 124H57V122H56ZM58 124H60V123H58ZM58 124H57V127H58ZM66 124H65V127H67L66 126ZM177 124V125H176ZM192 124V125H191ZM61 125V124H60ZM168 125V126H169ZM186 126V127H188V128H186V127H184V126ZM63 126H64V124H63ZM167 126V127H168ZM183 126V132H185V129L186 130H189L190 132H186V133H189V134H185V136H184V133H182L181 131H180V129L182 130V127ZM196 126H197V128H196ZM2 127L4 128V129H2ZM64 127V128H65ZM166 127V126H165ZM178 127H179V129H178ZM194 127H195V129H194ZM199 127H201V128H199ZM9 128V129H8ZM59 128V127H58ZM56 129L55 130V127H54V129H52V131H46V132H44L43 133V130H41V131H39V129H37L38 130V133L39 132H42L43 134H44V136H45V138H46V136L48 137V135H50L48 138H52V135H53V139L55 138V140H59V139H61V136H63L64 135V133H66L65 132V130H66V128H65V130H61L62 128H61V126H60V132L58 131L59 129ZM63 128V129H64ZM170 128V127H169ZM172 128V127H171ZM185 128V129H184ZM9 130H11V131H9ZM177 130H179L178 131V133L180 132L181 134H183L182 136H181V134H179V135H176V134H178V133H176L177 132ZM9 131V132H8ZM171 131V132H172ZM14 132H15V130H14ZM79 132V131H78ZM36 133H37V131H36ZM37 133V134H38ZM42 133H40L39 135H41ZM48 133V134H47ZM52 133V134H51ZM58 133H59V135H58ZM47 134V135H46ZM63 134V135H62ZM7 135H9V139L10 140H8V136ZM11 135V136H10ZM61 135V136H60ZM101 135H99V137H100ZM187 136V137H186ZM45 138H44V140H45ZM48 138H46V139H48ZM101 138V137H100ZM147 139V140H146ZM102 140V139H101ZM101 140H99L100 142H101ZM146 140V141H145ZM161 140V139H160ZM2 141V142H1ZM45 141H50V140H45ZM52 141V140H51ZM96 141H97V139H96ZM152 141V142H151ZM104 141L102 140V142L101 143H99L100 144V146L102 145V143H103ZM96 145L98 144V143H96V142H94ZM133 143H134V145H133ZM163 143V144H162ZM99 144H98V146H99ZM145 144V145H144ZM153 144V145H152ZM163 146H162V145ZM0 145V147H2ZM92 145H94L93 143H92ZM165 145V146H164ZM131 146V148H129ZM143 146H145V147H143ZM102 147H104V146H102ZM136 147H137V150H135L134 151V153L132 154V153H130V152H128V150L130 149V151L132 152V150L133 149H136ZM140 147H142V148H140ZM122 149L124 150V147H122ZM121 149V150H122ZM132 149V150H131ZM139 149H141V150H139ZM154 149V150H153ZM155 149L157 150V152L155 151ZM162 150H164L163 152H162ZM115 151V150H114ZM113 151V152H114ZM146 152V155L144 156V155H142L140 152ZM169 151H170V153H169ZM112 152V151H111ZM119 152L117 153V154H119ZM128 152V153H127ZM153 153H155L154 154V156H153ZM162 153V154H161ZM164 153V154H163ZM128 154H130V155H128ZM159 154V155H158ZM113 155H114V158H113ZM132 155V156H131ZM133 155L134 156H137V157H133ZM143 157H142V156ZM152 155V156H151ZM129 156V157H128ZM163 156H164V159H163ZM169 156H171L172 158H170ZM117 157H118V159H117ZM119 157L121 158V159H119ZM126 158V160L124 161V159H122V158ZM132 157V158H131ZM139 157V158H138ZM153 157H154V160H152L153 159ZM127 158H128V160H127ZM136 158H137V160H136ZM149 159V165H148V160H145V159ZM160 158H162V159H160ZM106 159H108V163L106 162ZM139 159V160H138ZM140 159H142V160H140ZM143 159H144V161H143ZM156 159H158V160H156ZM112 160H113V162H112ZM119 162H118V161ZM120 160H122V162H120ZM132 160V161H131ZM99 161H100V159H99ZM117 161V162H116ZM123 161L126 163H123ZM127 161V162H126ZM152 161H153V163H152ZM157 161V162H156ZM162 161V162H161ZM200 161H201V163H200ZM212 163H211V162ZM215 163H214V162ZM217 161V162H216ZM117 164H116V163ZM137 163L138 162V164H135V163ZM142 162H144L143 164L144 165H142L141 166V164H142ZM154 162L156 163V164H154ZM121 163V164H120ZM134 163V165L132 166V164ZM162 163H164V164H162ZM99 164V165H98ZM116 164V165H115ZM119 164H120V167H119ZM153 166H152V165ZM158 164H161L160 165V167H159V165ZM137 165V166H136ZM139 165H140V172H139V174H140V176H138V174H137V177L138 178H141V177H143L144 178V176L146 177V178H141V179H138L137 177H135L136 176V170L139 168ZM155 165V166H154ZM163 165V166H162ZM111 166H112V168H111ZM165 166V167H164ZM115 167H117V168H119V169H115ZM133 167H135V168H137L136 170L133 168ZM150 167V168H149ZM154 167V168H153ZM157 167H158V169H157ZM124 168V170H122ZM142 168V169H141ZM168 170V171H166V169ZM112 170V171H109V170ZM143 169H145V170H149V171H146L145 172V170H143ZM151 169H153V170H151ZM165 169V170H164ZM175 169V170H174ZM179 169V170H178ZM33 170L34 171H38V168L35 166L34 168H33ZM97 170H98V172H99V170H102L101 171V173H99L98 175H97ZM141 170H142V172H141ZM158 170V171H157ZM164 170V171H163ZM172 170H174V171H172ZM183 170V171H182ZM106 171H107V173H106ZM108 171H109V173H108ZM118 171H120V172H118ZM145 173H147V172H153L152 174H154V175H152L153 177H154V181H152L153 179V177H151V173L148 175V173L147 174H144V172ZM31 172V171H30ZM104 174H103V173ZM110 172H111V174H110ZM116 172H118V173H116ZM123 172V173H122ZM128 172V173H127ZM156 172H159V173H156ZM166 173V175H169V176H172L173 174V176H172V179H174L175 181H177V182H175V181H173V180H167V178L168 179H171V177L169 178L168 176H166L165 175V173ZM168 172V173H167ZM169 172H170V174H169ZM177 172H180V173H177ZM121 173V174H120ZM128 175H127V174ZM156 173V174H155ZM246 173H247V175H248V177H245V175H246ZM114 174V175H113ZM118 174H119V178H116V176L118 177ZM123 174V175H122ZM134 174H135V176H134ZM142 174V175H141ZM158 174V175H157ZM165 176H164V175ZM187 174H188V176H187ZM192 174V175H191ZM242 174H245V175H242ZM96 175V176H95ZM99 175H102V176H100L99 177ZM125 175H127L128 176V179H127V181L124 179L125 177L127 178V176H125ZM147 175V176H146ZM163 175V176H162ZM179 175H181V176H179ZM194 175H195V177H194ZM98 176V177H97ZM105 176V177H104ZM108 176V178L106 179V177ZM113 176H115V177H113ZM121 176V177H120ZM151 178H150V177ZM155 176H157V177H155ZM160 176H162V177H160ZM179 176V177H178ZM193 177V179L191 178V177ZM242 176H243V178H242ZM115 178V180L114 179H112V178ZM123 177V178H122ZM158 177H160V180H159V178ZM176 177H178V179L176 178ZM184 180V181H182V179ZM184 177V178H183ZM186 177H188V179H186ZM100 178V179H99ZM102 178H104V180L102 179ZM109 178H111V179H109ZM148 178V182H147V180H145V179H147ZM156 178H158V180L156 179ZM165 180L166 179V182L163 180V179ZM244 178H246L245 180H244ZM122 179H123V181H122ZM161 179L163 180L162 182H161ZM243 179V180H242ZM113 180L115 181L114 183H113ZM125 180V181H124ZM129 180V181H128ZM145 180V181H144ZM193 180V181H192ZM152 181V182H151ZM171 181V182H170ZM182 181V182H181ZM102 183V184H99V183ZM130 182V183H129ZM157 182V185L156 184H154V183H156ZM165 184H164V183ZM171 183V185H170V183ZM179 182V183H178ZM184 182H185V184H184ZM134 183V182H133ZM149 183H151V185L154 187L153 189H152V187H151V185L149 184ZM153 183V184H152ZM160 183V184H159ZM242 185H241V184ZM85 184L87 185V186H85ZM142 184V185H143ZM149 184V185H148ZM162 184V185H161ZM163 184H164V186H163ZM174 184H177V186L175 185V186H173ZM182 184V185H181ZM239 184V185H238ZM105 185H107V183H105ZM159 185L161 186L160 188H159ZM250 185H251V187H250ZM256 187H255V186ZM90 186H94L93 188H92V190H91V188H90ZM149 186V187H148ZM157 186H158V190L160 189H163L162 188V186L164 187V190H161V192H160V190L158 191L156 188H157ZM168 186H171V188L170 187H168ZM236 186V187H235ZM237 186H239V188L241 189L242 187V189L240 190ZM242 186V187H241ZM248 186V187H247ZM84 187V188H83ZM85 187H87V189L85 188ZM88 187L90 188L89 190H88ZM103 187H104V185H103ZM106 187V186H105ZM168 189H167V188ZM173 187V188H172ZM170 188V189H169ZM175 188V189H174ZM209 188H211V189H213V191L210 189L209 191H207ZM237 188V189H236ZM251 189V190H249V189ZM149 189H152V190H149ZM171 189H173V190H171ZM214 189H218V191H214ZM245 189H247L246 191H245ZM87 190H88V193H87ZM96 190H97V188H96ZM148 190V191H147ZM154 190V191H153ZM156 190V191H155ZM200 190V191H199ZM240 190V191H239ZM108 191V190H107ZM110 191V190H109ZM163 191V192H162ZM170 191H172V192H170ZM196 191H197V193H196ZM203 191H206L205 193H206V195H202V194H205ZM212 191V192H211ZM246 193H245V192ZM98 192V191H97ZM111 192V191H110ZM110 192H109V194H110ZM140 192L141 193H143L144 192V195H142L141 197L139 196V194H140ZM147 192H149V193H147ZM151 192V193H150ZM168 194H166V193ZM194 192V193H193ZM208 192V193H207ZM217 192V193H216ZM219 192V193H218ZM235 192H237V193H235ZM238 192H241L242 194H240V193H238ZM102 193V194H101ZM112 193V192H111ZM162 193L163 194H165V195H167V196H169V197H162L163 195H162ZM223 193V194H222ZM233 193H235L233 196L231 195V194H233ZM70 194V195H69ZM82 194V196H80ZM88 194H89V196H88ZM146 194V195H145ZM161 194V195H160ZM172 194H174L173 196L174 197H172L171 198V196H172ZM191 194V195H190ZM192 194H193V196H192ZM197 194V195H196ZM201 196V198H200V196ZM208 194H209V196L210 197H216L217 199H215L214 200V203H213V201L212 202H210V201H206V200H209V198H208ZM106 195H107V193H106ZM150 197H149V196ZM70 196H71V199H70ZM159 196H160V198L162 197V199H160L159 198ZM189 196V197H188ZM202 196L205 198L206 196V198L207 199H203L202 198ZM219 196H220V198H219ZM223 198H222V197ZM226 196V197H225ZM235 196V197H234ZM239 196H242V197H239ZM243 196H245L246 197V200L247 201H245V200H243L245 197H243ZM72 197H73V199H72ZM80 197H82L81 199L84 201H82L81 199H79ZM88 197L92 200V201H90V199L88 200ZM101 198V199H99V198ZM129 197H131L130 195H129ZM129 197L127 196L125 199H129ZM143 197V198H142ZM149 197V198H148ZM157 197V198H156ZM183 197H184V199H183ZM190 197H192V198H190ZM198 199H201V200H204V202L206 201L207 203L205 204L204 203V205H202V201L201 200H198ZM233 197V198H232ZM78 198V199H77ZM93 198V199H94ZM96 198H98L97 200H96ZM152 199V201L154 200V199H156V200H154L155 202H156V204H155V202H153L152 203V201L150 202V201H148V200H151ZM164 198V199H163ZM240 198H242V199H240ZM66 199V200H65ZM67 199H70V202H69V200L67 201ZM131 199H133V200H131ZM143 199V201L141 202V200ZM148 199V200H147ZM168 199V200H167ZM187 199H190L191 201H188ZM192 199H194V200H192ZM67 201V202H63V201ZM73 200V201H72ZM140 200V201H139ZM146 200H147V202H148V204H146L145 205V203H147L146 202ZM157 200L160 202H158L157 203ZM183 200V201H182ZM237 200V201H236ZM242 201V204H241V202H239V201ZM62 201V202H61ZM76 201V202H75ZM89 201V202H88ZM107 201V202H106ZM138 201V202H137ZM164 201V202H163ZM168 201H170V202H168ZM172 201V202H171ZM185 201L188 203H185ZM197 201V202H196ZM228 201V200H227ZM250 201V203L248 204V203H245V202H249ZM253 201V202H252ZM71 202H73L74 204L72 205V203ZM83 202V203H82ZM106 202V203H105ZM122 202V201H121ZM134 202V203H133ZM144 202V203H143ZM185 204H183V203ZM189 202H192V203H189ZM202 202V203H201ZM225 203H227L226 201H224ZM223 202V203H224ZM238 204H237V203ZM244 202V203H243ZM256 202V201H255ZM54 203V204H53ZM60 203H62V206L60 205ZM66 204V206H64L65 204ZM71 204L72 206H73V208H72V210H71V208H70V206L68 205V204ZM131 203V204H130ZM135 203H137V205L135 204ZM152 203V204H151ZM161 203H163V204H161ZM172 204L171 206L172 207H170V204ZM182 203V204H181ZM197 203H199V205L197 204V206H196V204ZM210 205H212L213 204V206H210ZM212 203V204H211ZM252 203V204H251ZM56 204V205H55ZM129 204L133 207V208H131V206H129ZM138 204H140V205H138ZM160 204V205H159ZM166 204H168V205H166ZM188 206H187V205ZM248 204V205H247ZM259 204H261V205H259ZM52 205V206H51ZM54 205V206H53ZM110 205V204H109ZM127 205L129 206V207H127ZM166 205V206H165ZM187 206V208H185V207H183V206ZM202 205V206H201ZM207 205H209V207L207 208ZM238 205H240V207L238 206ZM251 207H250V206ZM88 206H90V203L88 204ZM99 206L98 207H96L97 209L96 210H101V209H98L99 208ZM136 206V207H135ZM146 206V207H145ZM161 206V207H160ZM163 206H164V209H163ZM179 206V207H178ZM191 207V209H190V207ZM196 206V207H195ZM206 207V209H204L205 207ZM244 206V208H242ZM257 206H259V207H257ZM58 207V208H57ZM59 207H60V210H58L59 209ZM61 207H63V209L61 208ZM66 207V210L64 209ZM77 207V208H76ZM123 207L124 208H126V209H124L123 210ZM147 207H149L150 209H148ZM165 207L167 208V207H170L169 208V210L171 211H167V209H165ZM195 207V208H194ZM201 208V210H200V208ZM247 207H248V209H247ZM57 208V209H56ZM113 208V207H112ZM180 208H182L181 209V211L179 210ZM183 208H185V212H184V210H183ZM193 208V209H192ZM252 208V209H251ZM257 208V209H256ZM259 208H261L260 210H259ZM78 209V210H77ZM160 209V210H159ZM174 209V210H173ZM188 209V210H187ZM190 209V210H189ZM204 209V210H203ZM212 209V208H211ZM233 209H234V211H233ZM250 209H251V211H250ZM254 209V210H253ZM62 210V212H63V210H65L64 212H63V214L62 215H64V219H66L67 218V222L65 221H63V224H65L66 225V227H63V224H61L62 223V221H60L61 223H58V221H59V219H61L60 217L62 216H59V219H56L57 218V216L56 215H59V213H62V212H60ZM92 210H94V209H92ZM103 210V209H102ZM109 210H110V208H109ZM109 210H107V209H104V211H102V214L105 212V214H103V216L105 217V215L108 217V214H111V213H108V212H110L111 210H113V209H111L110 211ZM133 210V211H132ZM147 210H149V211H147ZM167 212H166V211ZM193 210V211H192ZM241 210H243V211H241ZM121 211H124V212H121ZM141 211V212H140ZM144 211V212H143ZM159 211V212H158ZM173 211H174V213H173ZM181 213H180V212ZM188 211H189V213H188ZM205 211V212H204ZM207 211V212H206ZM248 211H250V212H248ZM48 212V213H47ZM59 212V213H58ZM76 212V213H75ZM183 212V213H182ZM187 212V213H186ZM82 213V212H81ZM93 213V212H92ZM94 213H96V216H97V211H95ZM172 213V214H171ZM192 213L190 214V215H192ZM48 214V215H47ZM101 214V212L99 211V215H102ZM173 214H175L174 216H172ZM179 214H182V215H179ZM77 215H79V216H77ZM98 215V217L100 218V216ZM117 215V216H116ZM179 215V216H178ZM194 215V214H193ZM263 215V216H262ZM54 216H56L55 218H54ZM65 216H66V218H65ZM111 216V215H110ZM125 217V218H123V217ZM178 216V217H177ZM70 217V218H69ZM106 217V218H107ZM183 217V216H182ZM188 217V216H187ZM259 217H261V219L259 218ZM69 218V219H68ZM127 218V219H126ZM54 221H53V220ZM126 219V220H125ZM134 219V220H133ZM166 219V220H165ZM223 219V220H222ZM258 221H257V220ZM51 220V221H50ZM57 220V221H56ZM61 220H63V218L61 219ZM76 220V219H75ZM113 220V221H112ZM130 220H133V224L131 223V221ZM167 220H168V222L169 223H166L167 222ZM170 220V221H169ZM120 221V222H119ZM137 223H136V222ZM227 221V222H226ZM261 221H262V223H261ZM55 222H57V223H55ZM111 222H113V224H114V226H112L111 225ZM114 222H116V225H115V223ZM119 224H118V223ZM130 222V223H129ZM140 222V223H139ZM164 222V223H163ZM56 225H55V224ZM67 223H69L68 225H67ZM74 223H75V221H74ZM103 223V224H102ZM107 223H108V225H107ZM139 223V224H138ZM142 223H145V224H142ZM227 223V224H226ZM259 223H260V225H259ZM47 224H49L48 226H50V229H48L49 230V234H48V232H47V228H45L46 227V225ZM57 224H61L60 226L59 225H57ZM72 224V223H71ZM118 224V225H117ZM123 224V225H122ZM129 226H128V225ZM139 225V226H136V225ZM164 226H163V225ZM223 224H225V226L223 225ZM262 224V225H261ZM45 225V226H44ZM77 225V224H76ZM96 225H98V223L96 224ZM107 225V226H106ZM109 225H110V227H109ZM127 225V226H126ZM131 225V226H130ZM145 225V226H144ZM260 227V228H262V229H260V228H258V226ZM56 226H58L59 228H61V229H63V230H61V229H58L57 230V227ZM141 226H143V228L141 227ZM55 227V228H54ZM71 227H72V229H71ZM106 227V228H105ZM124 227L126 228L125 229V232L123 231V229H124ZM132 227H133V229H132ZM136 227V230L134 229ZM214 227L216 228V230L218 229V233L216 232H214L215 231V229H214ZM107 229V230H105V229ZM121 228H123V229H121ZM157 228V229H156ZM231 228V229H230ZM37 229V228H36ZM36 229H34V231H36ZM57 230L58 232H57V235H59V236H55L56 234H54V233H56L54 230ZM67 229V230H66ZM75 230V234H72V232ZM85 229V230H84ZM100 229V230H99ZM118 229H119V231H118ZM130 229H132V230H134V231H132V230H130ZM151 228H148L147 229V231H149ZM59 230H61L60 232H59ZM65 230V232L64 233H66L67 234V232L69 231L70 232V237H75V241H77V243L78 242H80L78 245H77V243L76 242H74V241H72V240H74V239H70V237L68 236H66V234L64 235V237H66L65 239H63V237H62V235H63V231ZM123 231L124 233H122L121 231ZM225 230V231H224ZM38 231V230H37ZM51 231V232H50ZM67 231V232H66ZM87 231V230H86ZM88 231V232H89ZM99 231H101V232H99ZM110 231H113V232H110ZM115 231H117V232H115ZM126 231L128 232V233H126ZM151 232H154V231H152V230H150ZM202 231V232H201ZM230 231H232V232H230ZM233 231H234V233H233ZM30 232V231H29ZM62 232V234H58V233H61ZM90 232H89V234H90ZM103 232V234H104V236H101V235H103V234H101ZM120 232V233H119ZM228 232L229 233H231V236H233V237H236V236H238L239 237V239H238V237H236L237 239H238V241H237V239L236 238H234L235 239V241L233 240V237H230V235H227L228 234ZM238 233V235H237V233ZM246 232V233H245ZM105 233H107L106 235L107 236H105ZM111 233H114V234H121L119 237L116 235V237H115V241L117 242H115L114 241V246H113V248H115V249H113L112 248V245L111 244H109V242H111L110 241V235H112ZM214 233V234H213ZM226 233V234H225ZM239 233H241V234H239ZM246 234V236H245V234ZM262 233V234H261ZM27 234V232L24 234V235H26ZM78 234V235H77ZM98 234V235H97ZM99 234H101V235H99ZM113 234V236H115ZM122 234H124V235H126V237H123L122 236ZM129 234V235H128ZM223 234V235H222ZM248 234H249V236H250V234H251V237H252V239H251V237H249L248 236ZM31 235H32V233H30L29 235L27 234V236H26V239H25V241H23V242H20V240L19 241H17V242H14L15 240H10L9 241V244H7L6 243V246L9 248V246H12V247H19L22 251H25L26 250V252L28 253L29 251H27L28 250V246L30 245H33V244H31L30 243V238H31ZM44 235V234H43ZM42 235V237H44ZM84 235L85 236H87L88 237V233L86 234L85 232H84ZM128 235V236H127ZM215 235V236H214ZM85 236H84V238H85ZM93 236V237H94ZM218 236V237H217ZM228 236V237H227ZM240 236H242V237H240ZM258 237V239H257V237ZM56 237V238H55ZM102 237H103V239H102ZM124 239H123V238ZM222 237V238H221ZM246 237V238H245ZM256 237V238H255ZM24 238V237H23ZM68 238V239H67ZM108 238V239H107ZM120 238H122L123 240H120ZM126 238V239H125ZM197 238V239H196ZM259 238H262L261 240L259 239ZM22 239V238H21ZM54 241H53V240ZM62 240L61 242H59V245L63 242V243H65L67 246V248L68 249H71V251H69L67 248H65V253H66V255H65V253H62V251L63 250H60L59 248H64L63 246H65V245H63V246H59L58 245V240ZM81 239H82V236H81ZM199 239V240H198ZM242 239H244V240H242ZM24 240V239H23ZM45 242H44V241ZM49 240V241H48ZM56 240V241H55ZM64 240H67L66 242H64ZM253 240V241H252ZM72 241V242H71ZM93 243H92V242ZM121 241V242H120ZM189 241V242H188ZM244 241V242H243ZM247 241H249L248 243H247ZM46 243V244H44V243ZM56 242V243H55ZM68 242H70V243H68ZM90 242H91V244H93V245H91L90 244ZM100 242H102V244H99ZM103 242H105V243H103ZM107 242V243H106ZM120 242V243H119ZM188 242V243H187ZM234 242V243H233ZM235 242L236 243H238L239 244V247H237L238 246V244H235ZM53 243H55V244H53ZM72 243H74V244H76V246H73L72 247ZM83 243V244H82ZM97 243V244H96ZM165 243V242H164ZM163 243V244H164ZM212 243V244H213ZM250 243V244H249ZM44 244V245H43ZM50 244V245H49ZM73 244V245H74ZM83 246H82V245ZM84 244H86V245H84ZM107 244H108V248H107ZM184 244V243H183ZM208 244H210L209 246H208ZM243 244V245H242ZM26 245H28L27 246V249H25V246ZM46 245V247L48 248V249H46V247H43V246H45ZM54 245V246H53ZM71 245V246H70ZM99 245V246H98ZM102 247H101V246ZM103 245H105V248H104V246ZM111 245V246H110ZM156 245H159L161 248H163L164 247V249L166 248L167 249V246H163L162 247V244H161V242H157L156 243ZM166 245V244H165ZM245 245V246H244ZM251 245V246H250ZM6 246H3V248L1 249V250H4L5 249V247ZM56 246V247H55ZM59 246V247H58ZM208 246V247H207ZM254 246V247H253ZM12 247H10V248H12ZM17 247V248H18ZM58 247V248H57ZM86 247V249H84V248ZM99 247H100V249H103V250H100L99 249ZM110 247H111V249H110ZM251 247L253 248V249H251ZM15 248L13 249V252H12V254H8V256H9V258H10V260L12 259V261H10V264H24V262H32L34 259L33 258H31L33 255H35V254H31V253H33V252H30V254L27 256V257H29L30 255V257L29 258H25V256L26 255H24V257H22V255L21 254H23L22 252H20L21 250L18 248V251L19 252H14V251H16L15 250ZM16 248V249H17ZM61 248V249H62ZM76 248V249H75ZM83 248V249H82ZM98 248V249H97ZM158 248V247H157ZM188 248V249H187ZM200 248H201V250H200ZM262 248V249H261ZM74 250V253H73V250ZM109 249H110V251H109ZM160 249V248H159ZM236 249H238V250H236ZM0 250V251H1ZM9 250V249H8ZM77 250H79V252L77 251ZM81 250V251H80ZM82 250H84V251H82ZM107 252H106V251ZM195 250H197V251H195ZM235 250H236V252H235ZM239 250H240V252H239ZM247 250V251H246ZM261 250V251H260ZM54 251V252H53ZM60 251H61V253H62V257H60L61 256V254H60ZM89 251V252H88ZM97 251V252H96ZM102 251H104L103 253L100 252ZM234 251V252H233ZM246 251V252H245ZM254 251V252H253ZM256 251V252H255ZM258 251V252H257ZM42 252V253H43ZM56 252V254L54 255V253ZM72 252V253H71ZM83 252V253H82ZM99 252V253H98ZM196 252H197V255H196ZM239 252V253H238ZM2 253H4V251H2ZM1 253V254H2ZM5 253H6V250H5ZM16 253H18L17 255L20 257H16V256H14L13 257V255L14 254H16ZM19 253H21V254H19ZM82 253V254H81ZM84 253H86V254H84ZM89 253V254H88ZM111 253V254H110ZM165 253V252H164ZM163 253V256H165V254ZM232 253H234V254H232ZM0 254V255H1ZM25 254V253H24ZM46 254V255H45ZM72 256H71V255ZM78 254V255H77ZM105 254V255H104ZM177 254V255H176ZM227 255H228V253H226ZM226 254H225V256H226ZM65 255V256H64ZM71 257H70V256ZM74 255H76V256H78V261H77V257H75ZM90 255L91 256H93V257H90ZM162 255V254H161ZM167 255V254H166ZM194 255V256H193ZM252 255V256H251ZM8 256H7V258H8ZM12 256V257H11ZM75 257V259L73 258L72 259V257ZM83 256V257H82ZM90 257V259H89V257ZM248 256V257H247ZM1 257V256H0ZM6 256L5 255H3V257L2 258H5ZM22 257V258H21ZM33 257H35V259H37V257L36 256H33ZM48 257H49V261H47V259H48ZM193 257V258H192ZM7 258H5L4 260H0V264H1V262H6L7 261ZM15 258H17V260L15 259ZM18 258H19V261H18ZM46 258V259H45ZM58 258H60L59 260H58ZM82 258V259H81ZM92 258H94L93 260H92ZM157 258H159V257H157ZM164 258V257H163ZM165 258H166V256H165ZM164 258V259H165ZM176 258V259H175ZM191 259L190 261L188 260V259ZM248 258H249V260H248ZM15 259V260H14ZM22 259V260H21ZM25 259V260H24ZM32 259V260H31ZM44 259H45V261H44ZM63 259V260H62ZM72 259V260H71ZM224 259H226V260H224ZM253 259V260H252ZM6 260V261H5ZM24 260V261H23ZM27 260V261H26ZM56 260V261H55ZM83 260V261H84ZM13 261H15V262H13ZM36 261V260H35ZM37 261H38V259H37ZM71 261H73V262H71ZM74 261H76V262H74ZM90 261V262H91ZM146 261V260H145ZM145 261H142V263L141 264H143V262H144V264H145ZM178 261H180V262H178ZM189 262V263H186V262ZM12 262V263H11ZM27 262V263H28ZM34 262V261H33ZM33 262L31 263V264H33ZM63 262V263H62ZM90 262H89V264H90ZM220 262V263H219ZM7 263V262H6ZM6 263H4V264H6ZM28 263V264H29ZM37 263V262H36ZM79 263V262H78ZM85 263H83L82 262V264H85ZM150 263V264H151ZM26 264V263H25ZM146 264H149V263H146ZM207 264V263H206Z\"/></svg>", "mask_w": 264, "mask_h": 264}, {"label": "bare ground", "instance_id": "obj_2", "mask_svg": "<svg viewBox=\"0 0 264 264\" xmlns=\"http://www.w3.org/2000/svg\"><path fill=\"white\" fill-rule=\"evenodd\" d=\"M227 1V0H226ZM230 2H232L233 4V11H231V12H233L232 14L230 13V15H231V17H230V15H228L229 17H230V19H228L229 21H226L225 22V28L222 30L221 28H219V30L221 29L222 31H220L219 33H216V31H215V34H216V36H214L213 38H214V40L212 41V44L211 45H213V48L214 47H216L215 49H218V50H221V51H227V52H233V54L234 53H236L235 55L238 57V55H239V59L241 60V62L243 61V63H245V61H248V60H250V62L252 61L253 62V69H256V71H258V73H260V76H261V78H262V76L264 75V73H263V70H264V4H263V7H261L260 5V7H258V5L257 4H259L257 1V6L256 5H254V0H229ZM260 2H261V0H259ZM255 2V3H256ZM263 2H264V0H263ZM229 4H231V3H229ZM258 7L257 9L256 8H253V7ZM228 7V6H227ZM234 8H236V9H234ZM20 9V8H19ZM256 9V10H255ZM259 9H262L263 10V12H262V10H259ZM3 10V9H2ZM15 10V9H14ZM17 10V9H16ZM236 10V11H235ZM10 11V10H9ZM41 11V10H40ZM43 11V10H42ZM69 12H70V10H68ZM227 12H228V10H226ZM257 11H259V12H257ZM44 12V11H43ZM74 12V11H73ZM76 12V11H75ZM80 12H81V10H80ZM87 12V11H86ZM10 13V12H9ZM36 13V12H35ZM47 13V12H46ZM64 13V12H63ZM117 13V12H116ZM24 14V13H23ZM39 14L40 13H38V16H39ZM53 14V13H52ZM67 14H69L68 12H67ZM71 14H73L72 12H71ZM82 14H83V11H82ZM107 14H108V12H107ZM111 14H112V12H111ZM229 14V13H228ZM235 14V15H234ZM261 14L263 15L262 17H261ZM12 15V14H11ZM15 15V14H14ZM27 15V14H26ZM37 15V14H36ZM47 15V14H46ZM80 15V14H79ZM105 15H106V13H105ZM1 16V15H0ZM31 16V15H30ZM41 16V15H40ZM44 16H45V14H44ZM53 16V15H52ZM65 16H66V14H65ZM68 16V18H69V15H67ZM76 16H78V14L76 13ZM81 16V15H80ZM83 16V15H82ZM86 16H87V14H86ZM100 16V15H99ZM107 16V15H106ZM79 17V16H78ZM108 17V16H107ZM113 17V16H112ZM115 17V16H114ZM113 17V18H114ZM123 17V16H122ZM23 18V19H22ZM37 18V16L34 18L35 20H39V18L38 19H36ZM42 18V17H41ZM44 18H47V16L46 17H44ZM51 18H54V17H51ZM67 18V19H68ZM1 19V18H0ZM22 19V20H21ZM25 19V20H24ZM30 19V20H29ZM29 19L28 18H25V15L23 16L22 15V17H20L19 18V23L16 21L15 22V24H14V30L12 29V27H11V29H8V31L9 30H11V31H13L12 32V34H13V41H12V39H11V42H13L12 43V45H11V47H9V53H6L5 55H4V57L3 56H1V58L0 59H2L3 61L1 62V65H2V63L3 62H5L6 64H8V65H10V67L12 68L11 69V74L13 73V75H15L16 76V74L18 73H16V67H17V64L19 63V64H21L22 66H23V68H24V65H25V62H24V60H27V59H24V56H25V54H24V52H23V46L25 45V43L27 42V43H30L31 44V40H33L32 38H31V40L29 39L30 38V32L32 31V30H35V27H38L39 28V24H40V22H37V21H35L34 20V22H33V19L32 18H30L29 17ZM43 19V18H42ZM59 19L60 18H58V22H59ZM71 19V16H70V18H69V20ZM119 20L121 19V18H118ZM10 20H11V18H10ZM10 20H9V22L8 23H10ZM13 20V19H12ZM17 20H18V16H17ZM24 20V21H23ZM28 20V21H27ZM44 20H46V19H44ZM57 20V19H56ZM56 20H55V22H51L52 23V25L54 24V23H56ZM63 20V19H62ZM108 21H109V19H107ZM111 20H112V18H111ZM115 19H113L112 21H114ZM5 21V20H4ZM15 21V20H14ZM26 21V24L24 23ZM30 21H32V22H30ZM43 21V20H42ZM67 21V20H66ZM88 22H87V24L89 25V27L91 28V27H93V28H95V29H93V28H91V30H90V28H86L87 30H88V37H90V39L88 40V41H86L87 40V37L85 38V39H83V40H85V42H83V44L84 43H86V44H84V46H83V44L81 45V43L79 42L78 44H77V41H74V44H75V42H76V45H71V43L73 42L72 41V39H71V41L69 42V40L68 39H66L65 41H67L68 40V42L70 43V44H64L62 47H59L58 46V44L57 45H54L53 44V47L55 46V49L54 50H56V52L58 53V54H60V56L63 58L62 60H64L65 61V59L67 60L66 61V64H69V63H67V62H72V59H71V56H72V58L75 60V63H76V59L74 58L75 56H73V55H78L79 57H80V60H78V62H77V65H75V64H73L74 66H78V68L75 70L76 72L78 71V70H81V72L80 71H78L79 73H81V76L79 77L78 75H75V79L73 80V78H74V76L72 77V80L71 81H69V83L65 86L66 87V91L65 90H63V91H61L60 92V95H58V97H60L59 99H57L58 97L56 96V99L55 100H59V101H61L62 103H64L63 101H65L66 100V96H67V98H68V95H69V93L71 94V92L72 91H70V90H72V89H70L71 88V86L73 85V86H75V87H72L73 88V91H75L74 90V88L75 89H77L78 87H79V85H81V83H82V86H80V87H83V86H85V88H86V86L88 87V85H87V83L89 84L90 83V81L91 80H89V77H90V79H91V74L92 73H89V72H87L86 70H87V68L86 69H84L85 67V65L88 63H86L85 65H84V60L83 59H85L86 61H87V59H86V57L87 58H89L91 55H89V51H90V49H91V46L89 45L90 44V42H91V39L93 38H91V36H89V34L91 33V35L92 36H94V35H96L95 33H97L98 31H99V35H100V38H102V36L101 35H103L104 34V32H105V28H104V30H102V25H99V23H97V25H95L94 23H96V22H93V21H91V20H87ZM90 21V22H89ZM111 21V23H113ZM13 22V21H12ZM25 24H23V23ZM57 22V23H58ZM71 22V21H70ZM118 22V21H117ZM121 22V21H120ZM220 22V21H219ZM20 23H21V25H20ZM44 23H46L45 21H44ZM57 23L55 24V25H57ZM60 23H62V22H60ZM64 23H65V21H64ZM93 23V24H92ZM19 24V25H18ZM23 24V25H22ZM37 24V25H36ZM118 24V23H117ZM123 24V23H122ZM217 24H219V23H217ZM217 24H216V26H217ZM43 26V31H44V24H42ZM48 25V24H47ZM60 25V24H59ZM112 25V24H111ZM115 25V24H114ZM119 25H120V23H119ZM58 26V25H57ZM57 26H54L55 28L57 27ZM65 26H67V25H65ZM95 26V27H94ZM117 27H118V25H116ZM220 26H223V25H220ZM48 27V26H47ZM81 27V26H80ZM111 27V26H110ZM113 27V26H112ZM116 27V28H117ZM219 27V26H218ZM218 27H216L217 29H218ZM10 28V27H9ZM49 28L51 29V27L49 26ZM58 28V27H57ZM63 28H64V25H63ZM62 28V29H63ZM66 28V27H65ZM64 28V29H65ZM67 28H70L69 26L67 27ZM100 29V30H99ZM54 30V29H53ZM86 30V31H87ZM95 30V31H94ZM97 30V31H96ZM117 30V29H116ZM7 31V32H8ZM36 31H37V29H36ZM42 31V32H43ZM47 31V30H46ZM64 31H66V30H64ZM68 31V30H67ZM66 31V32H67ZM92 31V32H91ZM100 31H102V33L100 32ZM112 31V30H111ZM148 31H150V30H147L146 32H147V37H143V38H148L149 36H150V34H149V36H148ZM33 32V31H32ZM35 32V31H34ZM33 32V33H34ZM42 32H40V33H42ZM48 32V31H47ZM94 32V34H92ZM114 32H116V31H114ZM117 32H118V30H117ZM140 32V31H139ZM138 32V33H139ZM145 32V33H146ZM33 33H31V35L33 34ZM51 33V32H50ZM49 33V34H50ZM63 33V32H62ZM71 33H73V31L71 30L69 33L67 32V33H65L66 35L68 34H71ZM77 33V32H76ZM83 33V32H82ZM101 33V34H100ZM112 33V32H111ZM109 34V36H111V35H113V33L112 34ZM135 33H137V32H135ZM144 33V32H143ZM144 33V34H145ZM43 34H44V32H43ZM53 33H51V35H52ZM86 34V33H85ZM116 34V33H115ZM55 35V34H54ZM65 35V36H66ZM67 35V36H68ZM82 35V34H81ZM98 35V34H97ZM98 35V36H99ZM141 35V34H140ZM214 35V34H213ZM9 36H10V33H9ZM40 36H41V34H40ZM43 36V35H42ZM72 36V35H71ZM106 36V35H105ZM116 36V35H115ZM114 36V37H115ZM117 36H118V33H117ZM120 36V35H119ZM142 36H144V35H141V39H138L139 37L137 36V41L135 40L134 41V43L136 44H134L133 42H132V44H128L126 41V43L124 44V46L125 45H128V46H132L133 45V47L134 48H132V49H135V47H136V49L135 50H132L131 49V52H129L128 53V50H130V47H129V49L128 50H126V52H125V50H124V48H123V46L119 43V46H120V48H121V50L123 49V53L125 52V56H124V54H123V56L124 57H126L125 59H122L123 60V63L122 64H120L121 65V67L123 66V64H124V66L126 67V70H125V72H123L124 73V75H123V73L121 74V72H119L118 73V71H117V74H115V75H117V76H119L118 74H121V76L123 75V79H129V80H131V81H133V82H135V85L133 84L132 85V87L130 86V84H129V86H127V84H125V83H123L124 85H122V84H119V81L118 82H116V86H113V84L115 85V83H113V84H111V88L110 87H108L106 90H100V91H102L101 93H100V91L99 90H97V92L99 93V95H95L94 94V96L93 95H91V97L93 98V99H91L90 100V102H91V106H89V108L91 109V111H92V109L94 108V112H95V110H96V112H97V114H95V115H93L92 116V118H88L87 119V116H91V114H89L90 112H84L83 114V116H81V114H80V121L77 119V117H75V119H77V120H75L73 117L74 116H78V114L77 113H79V112H77V110L76 109H72V108H70L69 106H70V104H69V106H68V103L69 102H67V106H68V108H69V110L68 109H64V108H66L65 106L63 107V105L62 106H60V103L58 104L57 103V105L58 106H60L59 108L61 109L62 107H63V109L61 110V113H59L58 114V116H57V118H61V120H63V124H64V126H63V124H62V121L60 120V122H59V120H56V119H54V115L53 114H51V109H50V107H49V105H47L46 104V106L47 107H45V104H43L42 102H43V100H44V103H46L45 102V99H42V102L40 103L39 102V97H40V94H42V93H40L39 94V92L38 91H36L35 92V94H33L32 95V93H34V91L33 92H31V89L32 88H35V90H36V87H34V85L31 87L30 85V88H29V86H27V85H23L22 83V86H19L20 84V82H16V80H14L13 79V77L12 78H10L11 76H10V74H8L9 75V77H7L6 76V78H8V80H6V78H5V75H3L4 74V72H3V78H5V79H3L4 81H5V83L3 84L4 86H6V84L8 83V85L9 86H6V87H10V89H8V90H10V92L12 91L13 92V94H14V103H13V107L12 106H8L9 104L10 105H12V102H11V98H9V96H5L4 94H3V90H4V92L6 91V88H3L2 89V92L0 91V93H2V96H4L3 97V99L4 98H6V97H8V99H7V101L6 102H8V100H10L9 102L10 103H7L8 105H6L5 104V106L7 107H4L3 109V111H5V113L4 112H0V114H1V117H2V115L3 116H5V117H2L1 119L2 120H4V118H7L8 119V117L9 116H11V118H9L8 120H9V122H10V126L12 127V131L11 130H9V131H11L12 133H14V135H15V133H17L15 136L18 138V139H20V140H17L16 139V141H13V142H11V143H9V145L7 146V147H4L5 149H3L2 150V154L0 155V248L2 249L3 248V246H6V243L7 244H9V241L10 240H15L14 242H17V241H19L20 240V242H23V241H25V239H26V236H27V234L29 235L30 233H32V235H31V238H30V243L31 244H33V245H26L25 246V249H27V246H28V250L27 251H29L28 253L26 252V250L25 251H22L18 246V248L21 250H19L20 252H22L23 254H21V253H19V254H21L22 255V257H24V255H26L25 256V258L30 254V252H33V253H31V254H35V255H33V256H36L37 257V259H38V261H37V259H35V257H31V258H33L34 260V262H33V264H39V262H41L42 263V261H41V259L43 258V254L45 253V252H47L48 250H50V251H52V249H48L47 247H46V245L45 246H43V247H46V249H48L47 251H45L42 247H41V242H42V240L41 239H46L45 237H47L48 236V239H50L49 237H51V235H52V233H50L49 234V230L48 229H50V226H48L49 224H47L46 225V227L45 228H47V232H48V234L49 235H45L46 233L43 231V234H42V231H41V225L44 223H42L41 224V221H43L42 220V216H43V213L46 211V209L48 208V206H49V212H50V210H52V209H50V200H52L53 202H54V200L53 199H55V198H53V197H55V196H60L61 195V198H63V196L62 195H64V194H67L68 195V193H75V192H78V189H79V187H80V185L82 184V185H84V183H86V182H88V183H90L91 181H92V183L94 184V185H96L97 184V181L95 180V181H93L94 179H92V178H94V177H92L93 175H91V173H95V169H94V167L96 166V167H100V166H97L96 164L99 162V164L100 165H102V163L103 164H105L104 162H103V160H104V158H108V155L110 154V157L112 156V154L113 153H116L117 151L119 152V150H120V152L123 154H121L120 152H119V154H114L115 156H121L122 155V157L123 156H125V150H127L128 149V147H126V145H129L130 143H132V142H135V139H137L136 137L139 135V134H143L144 133V135H147L148 136V138L151 136V138H152V141L154 142H156L157 141V143L156 144H158L159 142H158V140L160 141V142H163V137L165 138L166 137V139H165V142H166V140L167 139H169V135H170V133H173V134H171L172 136H170V138H174L175 137V135H174V132L172 131V130H174L175 131V129H173L174 127H176L177 128V126H172V122H171V125H169V122H168V125H167V123H165V121L164 120H166V117L169 119V115L167 116H164V118H163V113H162V111L164 112V110H162L161 111V109H160V106H161V108L163 107V108H165L164 106H166V108H168L169 110H171V107H170V101H171V97L172 96H174V92L172 91V90H170L169 88H167L166 90H167V92H163L161 89H160V87L163 89V90H165V88H163V86L165 85V80L164 81H162V79H168L169 81L170 80H177L176 82H179L181 79H184L183 81H188V79L187 80H185L186 78H190V76L192 75L191 74V71L193 72V74H198V69H199V67L201 68V66L203 67V65H207V61H210L209 60V58H208V56H205L204 57V55H205V53L206 52H209L210 51V47H208V49H207V51H204V49H201L202 50V53L204 52V55L202 56V57H204V58H206V59H204L203 61H201L200 62V60L199 59H201L202 60V57H200V55H201V51H200V55L198 54H196L194 51H192V47L190 46V48H188V46L185 44V46L183 47V46H180V44H179V46L177 47L176 46V44L178 43H176V42H173V44L174 43H176L174 46H175V48H171L172 46H171V44H170V48H168V50L166 49V48H164L165 50H167L166 52L164 51L163 52V50L161 49V47H160V44H159V42H156L157 40L155 39V37L153 38V40H156L155 42L156 43H158L159 44V47L156 45V43H155V45L154 44H152L151 43V45H149L147 42H146V40H145V43H144V39H142ZM146 36V35H145ZM155 36V35H154ZM11 37H12V35H11ZM38 37H39V34H38ZM48 37V36H47ZM57 37H58V35H57ZM56 37V35H55V38H57ZM62 37L64 38V35H62ZM62 37H60V38H62ZM68 37H70V36H68ZM95 38L94 39H92V40H96V38H98V37H96V36H94ZM136 37V36H135ZM41 38H43V40H44V37H41ZM52 38H54V37H52ZM66 38V37H65ZM116 38V37H115ZM115 38H114V40H115ZM212 38V39H213ZM29 39V40H28ZM112 39V38H111ZM110 39V40H111ZM122 39V38H121ZM149 39H151V42H152V38H150L149 37ZM41 40V39H40ZM39 40V41H40ZM50 40H51V38H50ZM62 40V39H61ZM64 40V39H63ZM75 40V39H74ZM99 40V39H98ZM113 40V39H112ZM113 40V41H114ZM97 41V40H96ZM102 41V40H101ZM100 41V42H101ZM124 41V40H123ZM122 41V42H123ZM132 41H133V39H132ZM41 42V41H40ZM45 43H46V41H44ZM52 42H53V40H52ZM56 42V41H55ZM62 42V41H61ZM93 42V41H92ZM105 42V41H104ZM111 42V41H110ZM115 42H116V40H115ZM117 42H121V41H117ZM131 42V41H130ZM137 42V43H136ZM3 43V42H2ZM65 43V42H64ZM108 43V42H107ZM167 43V42H166ZM41 44V43H40ZM42 44H44L43 42H42ZM47 44H49V42L47 43ZM56 44V43H55ZM80 44V45H79ZM106 44V43H105ZM116 44V43H115ZM164 44V43H163ZM182 44V43H181ZM189 44V43H188ZM4 45H5V43H4ZM49 45H51V44H49ZM78 45L80 46V51H81V49H82V54H83V58H82V60H81V57H82V55H81V53H80V55H79V52L80 51H77L78 53H76V54H74L73 52H74V46H77L76 48H77V50H78ZM91 45H94V43H92ZM95 45H98V44H95ZM102 45V44H101ZM100 45V46H101ZM108 45V44H107ZM109 45H110V43H109ZM117 45V44H116ZM115 45V46H116ZM0 46L3 48V49H5V47H3L2 45H1V43H0ZM45 46V45H44ZM48 46V45H47ZM58 46V47H57ZM99 46V45H98ZM164 46V45H163ZM173 46V47H174ZM0 47V48H1ZM19 47V48H18ZM20 47H22L21 48V50H20ZM30 47V46H29ZM102 47V46H101ZM104 47H106V46H104ZM158 47V48H157ZM177 47V48H176ZM183 47V48H182ZM187 49H186V48ZM192 48V49H191ZM11 49V50H10ZM25 49V48H24ZM86 49H88L89 51H86L85 52V50ZM93 49V48H92ZM92 49H91V51H92ZM103 49V48H102ZM111 49V48H110ZM112 49H115L114 47L112 48ZM171 49V50H170ZM195 49H199V48H195ZM2 50V49H1ZM8 50V49H7ZM27 50V49H26ZM45 50H46V48H45ZM162 50V51H161ZM188 50H190V51H188ZM12 51V52H11ZM18 51V52H17ZM30 51V50H29ZM31 51H33V50H31ZM90 51V52H91ZM116 51H117V49H116ZM133 51V52H132ZM187 51H188V53L189 54H192L193 52L196 54V56H197V59L199 60V62H197V61H195L194 63L195 64H192V63H190V61L193 59H195V55L194 54H192L193 56H194V58H191L190 59V55L187 53ZM196 51V50H195ZM217 51V50H216ZM27 52V51H26ZM44 52V51H43ZM95 52V51H94ZM108 52H109V50H108ZM185 52H186V54H185ZM211 52H213V51H211ZM219 52V51H218ZM32 53V52H31ZM48 53V52H47ZM86 53H88V54H86ZM117 53V52H116ZM122 53V52H121ZM210 53V52H209ZM216 53V52H215ZM46 54V53H45ZM50 54V53H49ZM85 54V55H84ZM96 54V53H95ZM187 54H188V56H187ZM207 54V53H206ZM212 54V53H211ZM225 54H227V53H225ZM238 54V55H237ZM1 55V54H0ZM18 55V56H17ZM87 55V56H86ZM115 55V54H114ZM185 55V56H184ZM191 55V56H192ZM35 56V55H34ZM52 55H50V57H51ZM78 56H77V58H78ZM85 56V57H84ZM121 56H122V54H121ZM122 56V57H123ZM128 56V57H127ZM199 56V57H198ZM3 57V58H2ZM48 57V56H47ZM93 57V56H92ZM189 57V58H188ZM36 58V57H35ZM37 58H39L38 57V55H37ZM43 58V57H42ZM53 58H55V56H53ZM96 58V57H95ZM112 58V57H111ZM121 58V57H120ZM207 58H208V60H207ZM211 58V57H210ZM215 58V57H214ZM248 58V59H247ZM49 59V58H48ZM51 59V58H50ZM49 59V60H50ZM57 59V58H56ZM69 59H71L70 61H69ZM79 59V58H78ZM118 59H119V57H118ZM118 59H117V61H118ZM213 59V58H212ZM238 59V60H239ZM38 60H40V59H38ZM37 60V61H38ZM58 60H60V59H58ZM73 60V61H74ZM116 60V59H115ZM119 60H121V59H119ZM122 60H121V62H122ZM190 60V61H189ZM196 60V59H195ZM205 60H206V62H205ZM81 61H83V64L81 65ZM89 61V60H88ZM112 61H113V59H112ZM124 61H125V63H124ZM27 63L29 62L28 60L26 61ZM33 62V61H32ZM35 62V61H34ZM49 62V61H48ZM61 62V61H60ZM63 62V61H62ZM61 62V63H62ZM91 63L93 62V61H90ZM120 62V63H121ZM202 62H204V63H206V64H204V63H202ZM211 62H213V61H211ZM22 63H24V65L22 64ZM26 63V64H27ZM31 63V62H30ZM38 62H36V64H37ZM40 63V62H39ZM39 63L37 64V65H39ZM54 63V62H53ZM64 63V62H63ZM73 63V62H72ZM117 63V62H116ZM197 63V64H196ZM242 63V64H243ZM246 63H248V62H246ZM4 64V63H3ZM13 64V65H12ZM35 64V63H34ZM36 64L34 65V66H36ZM58 64H59V62H58ZM65 63H64V69H63V67L61 68V69H63V71L62 72H64V70H65V67H67L68 65H66ZM71 64V63H70ZM80 64V65H79ZM90 64V63H89ZM89 64H87V65H89ZM118 64V63H117ZM212 64H214V62L212 63ZM29 65V64H28ZM28 65H26V70H25V72L26 71H28L29 72V70L28 69H30V68H32V66L31 67H29V68H27L28 67ZM32 65H33V63H32ZM49 65H50V63H49ZM60 65H62V64H60ZM84 65V66H83ZM93 65V64H92ZM91 64H90V66H92ZM99 65V64H98ZM115 65V64H114ZM251 65H252V63L249 65V67H250V69L252 68L251 67ZM254 65H256V66H258V68L257 67H254ZM7 66V65H6ZM14 66H16V67H14ZM46 67H47V64L45 65ZM45 66H44V68H45ZM52 66V65H51ZM55 66V65H54ZM70 66V65H69ZM123 66V67H124ZM208 66V65H207ZM207 66H205V67H207ZM218 66H219V64H218ZM245 66V65H244ZM9 69H10V67L9 66H7ZM6 67V68H7ZM39 67V66H38ZM50 67V66H49ZM71 67V66H70ZM88 67V66H87ZM117 67V66H116ZM118 67H119V65H118ZM214 67V66H213ZM221 67V66H220ZM249 67L247 68V66H246V68L249 70V72H250V69H249ZM4 69H5V64H4V67H3ZM40 68H42V63H41V67H39V69ZM59 68V67H58ZM82 68V69H81ZM94 68V67H93ZM98 68V67H97ZM196 68L197 69V71H196V69H195V72H197V73H195L194 72V69ZM1 69V68H0ZM34 68H32L31 69V71L33 70ZM36 69V72H37V67L35 68ZM60 69V70H61ZM67 69V68H66ZM75 69V68H74ZM83 69H84V71L85 72H87L86 73V75H87V77H86V75H84V77H86V79L87 80H84L85 81V85H83V80L82 79H85L82 75L85 73L84 71H83ZM203 69H204V67H203ZM2 70V69H1ZM0 70V71H1ZM12 70H13V72H12ZM21 70H22V68H21ZM43 70H45V69H41V71H43ZM68 70V69H67ZM89 70V69H88ZM92 70H94V69H92ZM96 70V69H95ZM119 70H121V69H119ZM219 70V69H218ZM6 71H10V70H6ZM6 71H5V73H6ZM23 71V70H22ZM34 71V70H33ZM48 71V70H47ZM52 71V70H51ZM70 71H71V69H70ZM70 71H69V73H70ZM200 71H201V69H200ZM199 71V72H200ZM254 72H255V70H253ZM24 71L22 72V73H25ZM27 72V73H28ZM46 72V71H45ZM54 72H55V70H54ZM77 72V73H78ZM182 73V75H181V73ZM248 72V73H249ZM251 72H252V69H251ZM253 72V73H254ZM2 73V72H1ZM10 73V72H9ZM16 73V74H15ZM27 73H26V75H27ZM38 73H39V71H38ZM72 73V72H71ZM70 73V74H71ZM78 73V74H79ZM261 73H263V75H261ZM19 74V73H18ZM35 74V73H34ZM41 74V73H40ZM54 75H55V73H53ZM74 74V73H73ZM76 74V73H75ZM89 74V75H88ZM101 74V73H100ZM200 74H202V73H200ZM250 74H252V73H250ZM255 74V73H254ZM12 75V76H13ZM24 75V74H23ZM42 75H44V73H42ZM46 75V74H45ZM50 75H51V73H50ZM58 75V74H57ZM95 75V74H94ZM115 75H114V77H115ZM199 75V74H198ZM25 76V75H24ZM61 76H63L62 74H61ZM66 76V75H65ZM71 76H72V74L69 76L70 78H71ZM78 76V79L76 78ZM93 76V75H92ZM116 76V77H117ZM121 76H119V77H121ZM216 76V75H215ZM218 76V75H217ZM254 76V75H253ZM253 76H251L252 78L251 79H255V78H253ZM259 76V75H258ZM260 76H259V78H260ZM1 77V76H0ZM29 78H30V76H28ZM36 77H37V75H36ZM48 77V76H47ZM55 77H56V75H55ZM54 77V78H55ZM58 77V76H57ZM199 77H201V75H199ZM199 77H198V80H199ZM247 77V76H246ZM10 78V79H9ZM41 78V77H40ZM50 78V77H49ZM70 78H69V80H70ZM197 78V77H196ZM202 78V77H201ZM215 79H216V77H214ZM214 78H212V79H214ZM249 78V77H248ZM33 78H31V80H32ZM37 79H38V77H37ZM58 79V81H59V77L57 78ZM63 79V78H62ZM65 80L67 79V78H64ZM79 79H81V81L79 80ZM93 79V78H92ZM151 79H153L154 80V83H155V85H159V83H161L160 84V87H159V90H158V88H156L155 87V85L151 82ZM158 81H157V80ZM191 79V78H190ZM192 79H194L193 77H192ZM247 79V78H246ZM30 80V81H31ZM42 80V79H41ZM40 79H38V81H41ZM48 79H46V81H47ZM53 80V79H52ZM50 81V83H49V86H50V89L56 84H58L59 85V83L60 82H58V83H53V81ZM88 80H89V82H88ZM96 80V79H95ZM149 80H150V82H149ZM156 80V81H155ZM161 80V81H160ZM217 80V79H216ZM244 80H245V78H244ZM243 80V81H244ZM256 80H259V79H255V83H253L254 85L256 84ZM262 80V79H261ZM261 80H259V81H261ZM45 81V82H46ZM49 81V80H48ZM63 81V80H62ZM78 81V82H77ZM79 81H80V83H79ZM124 81V80H123ZM122 81V82H123ZM137 81V82H136ZM182 80H181V82L183 83V84H185L184 82H183ZM193 82H194V80H192ZM209 80H207L206 82H208ZM242 81V80H241ZM245 81H247V80H245ZM250 80H248L247 81V86H248V82H249ZM7 82V83H6ZM53 84H52V83ZM56 82V81H55ZM64 82V81H63ZM72 82V83H71ZM147 82L149 83V84H151V85H149V84H147ZM159 82V83H158ZM168 82V81H167ZM191 82V81H190ZM253 82H254V80H253ZM47 83V82H46ZM76 83V84H75ZM77 83H79V85H77ZM92 83V82H91ZM90 83V84H91ZM137 83V84H136ZM187 84H188V82H186ZM203 84H204V82H202ZM211 83V82H210ZM217 83V86H219L218 85V81L216 82ZM215 83V84H216ZM64 84V83H63ZM75 84V85H74ZM145 84H147V86H145ZM162 84H164V85H162ZM196 84H197V82H196ZM213 84H214V82H213ZM220 84V83H219ZM222 84V83H221ZM245 84V83H244ZM250 84H251V82H250ZM253 84H252V86H253ZM259 84H260V82H259ZM258 84V85H259ZM46 85H48V84H46ZM56 85L54 86V88H52L53 90H55L56 89ZM57 85V86H58ZM126 85V86H125ZM144 85V86H143ZM168 85V84H167ZM170 85V84H169ZM199 85V84H198ZM197 85V86H198ZM200 85H201V83H200ZM205 85V84H204ZM206 85H207V83H206ZM206 85H205V87L203 88L202 86V88H203V90H205V88H206ZM241 85H243L242 83H241ZM240 85V86H241ZM4 86H2V87H4ZM68 86H69V88H68ZM90 87L92 86V85H89ZM183 86V85H182ZM189 86V85H188ZM213 86V85H212ZM216 86V87H217ZM245 87H246V84L244 85ZM251 86V87H252ZM23 87V88H22ZM64 87V88H65ZM79 87V88H80ZM154 87V88H153ZM166 87V86H165ZM178 87H179V85H178ZM185 87H186V85H185ZM215 87V88H216ZM222 87L223 86H220V89H222ZM250 87V88H251ZM49 88V87H48ZM59 88V87H58ZM151 88H153V90L151 89ZM190 88V87H189ZM196 88V87H195ZM194 87H193V90L195 89ZM199 88H200V86H199ZM211 88L212 87H209V89L211 90ZM254 88V87H253ZM256 88V87H255ZM27 89V90H26ZM51 89V93L52 94H49V96H53V94L56 92V91H53ZM88 89V88H87ZM208 88H206V90H207ZM208 89V90H209ZM212 89H214V87L212 88ZM217 89V88H216ZM219 89V90H220ZM224 89V88H223ZM244 89H246V88H244ZM61 90H62V88H61ZM70 92H69V91ZM78 90V89H77ZM161 90V91H160ZM165 90V91H166ZM185 90V89H184ZM188 90V89H187ZM190 90V89H189ZM191 90H192V86H191ZM196 90V89H195ZM202 89L200 88V90H198L199 91V93L201 92V94L203 93L202 91H201ZM205 90V91H206ZM215 90V89H214ZM243 90V89H242ZM247 90V89H246ZM248 90H251V89H249L248 88ZM247 90V91H248ZM30 91V92H29ZM60 91V90H59ZM59 91H58V93H59ZM105 91V92H104ZM159 91V92H158ZM180 91V90H179ZM197 91V92H198ZM205 91H204V93L202 94V95H206L207 94V92L205 93ZM246 91V92H247ZM255 91V90H254ZM41 92V91H40ZM49 92V91H48ZM62 92H69L68 94H66V93H63L62 94ZM94 92H95V90H94ZM162 92L164 93V94H162ZM177 92V91H176ZM215 92V91H214ZM217 92V91H216ZM219 92H222V90L221 91H219ZM244 92V91H243ZM246 92H244V93H246ZM6 93V92H5ZM37 93V94H36ZM50 93V92H49ZM57 93V92H56ZM55 93V94H56ZM159 95H158V94ZM171 93H172V95H171ZM211 93H212V91H211ZM243 93V94H244ZM248 93V92H247ZM7 94V93H6ZM9 94V93H8ZM11 94V93H10ZM9 94V95H10ZM39 94V95H38ZM64 95L65 96V94H66V96L64 97H62V95ZM75 94V93H74ZM73 93H72V95H74ZM91 94V93H90ZM93 94V93H92ZM162 94V96L160 97V95ZM179 94H181V93H179ZM201 94H199V95H197L198 96V98H199V96L201 95ZM1 95V94H0ZM57 95V94H56ZM165 95V96H164ZM248 95V94H247ZM246 95V96H247ZM55 96V95H54ZM70 96V95H69ZM96 96V97H95ZM165 97V99H167L168 97L167 96H169V99H167V100H165L164 99V97ZM30 97V101L27 103L26 101H27V99ZM167 97V98H166ZM207 97V96H206ZM1 98L2 97H0V100H1ZM48 98V97H47ZM62 98L64 99V100H62ZM70 98H72V97H69L68 98V100L70 101ZM163 99V101H164V103L162 104V99ZM174 97H172V99H173ZM160 101V104L158 105V102ZM201 100V99H200ZM13 101V100H12ZM36 101V105L33 103V104H30L31 102H35ZM52 101H53V99H52ZM67 101V100H66ZM158 101V102H157ZM165 101H168L167 103L165 102ZM198 101V100H197ZM37 102H39V104L37 103ZM53 102H55V101H53ZM173 102V101H172ZM199 102V101H198ZM1 103H2V100H1ZM0 103V104H1ZM66 103V102H65ZM166 103V104H165ZM174 103V102H173ZM173 103H171L173 106H176V108H177V106L178 105H174ZM55 104V103H54ZM179 104V103H178ZM1 105H3L4 106V104H1ZM0 105V106H1ZM65 105V104H64ZM169 105V106H168ZM3 106H1V107H3ZM15 106V107H14ZM168 106V107H167ZM5 108L7 109V111L9 110V108L11 109V110H14L15 108H16V110H15V112L13 111V113L15 114L14 115V117L12 116V115H9V114H13L12 113V111H11V113L10 112H7L8 114H6V110H5ZM73 108H75V107H73ZM160 109V110H159ZM168 109H167V111H168ZM71 110V111H70ZM75 110H76V112H75ZM73 111V112H72ZM87 111H88V109H87ZM90 111V110H89ZM166 111V110H165ZM166 111V112H167ZM93 112V113H94ZM165 112V113H166ZM169 112V111H168ZM172 112H174L173 111V109H172ZM164 113V114H165ZM176 113H178V112H176ZM5 114V115H4ZM87 116H86V115ZM167 114V113H166ZM55 115H56V113H55ZM89 116V117H90ZM70 118V119H72V120H67V118ZM79 117V116H78ZM83 117H85L86 118V123H85V121L82 123L81 122V118H83ZM63 118H65V120L63 119ZM54 119V120H53ZM84 119V118H83ZM174 119V118H173ZM173 119L171 120V118H170V120L171 121H173ZM67 120V121H66ZM85 120V119H84ZM5 121H7L6 119L4 120V122ZM88 121V122H87ZM164 121V122H163ZM56 122H57V124L58 123H60V124H58V127H57V124H56ZM64 122H69L68 124H66V123H64ZM163 122V123H162ZM177 122V121H176ZM53 123H55V124H53ZM178 123V122H177ZM65 124H66V126L67 127H65ZM179 124H184V125H186V126H189V125H187V124H185V123H180V121H179V123H178V126H179ZM199 124V123H198ZM177 125V124H176ZM183 125V126H184ZM192 125V124H191ZM195 125V124H194ZM194 125H192V126H194ZM60 126H61V128L63 127H65L66 128V130H65V128L63 129H61V130H65V132L66 133H64V135L63 136H61V139H59V140H55V138L53 139V135H52V138H48L50 135H48V137L46 136V138H48V139H46L45 138V136H44V132H46V131H52V129H54V127H55V130L58 128L59 130V132H60ZM166 126V127H165ZM168 126V127H167ZM183 126L181 127L182 128V130L180 129V131L182 132V133H184V136H185V134L187 135V134H189V133H186L187 131L188 132H190L189 130L191 129V127L192 126H189V130H186L185 128V132H183ZM186 126H184V127H186ZM170 127V128H169ZM172 127V128H171ZM180 127V126H179ZM179 127H178V129H179ZM40 128V129H39ZM186 128H188V127H186ZM193 128V127H192ZM196 128H197V126H196ZM199 128H201V127H199ZM2 129H4L3 127H2ZM9 129V128H8ZM37 129H39V131H41V130H43V133L42 132H39L38 133V130ZM194 129H195V127H194ZM14 130H15V132H14ZM1 131V130H0ZM8 131V132H9ZM36 131H37V133H36ZM79 131V132H78ZM172 131V132H171ZM178 131L179 130H177V132L176 133H178ZM2 132V131H1ZM53 132V131H52ZM40 133H42L41 135H39ZM48 134V133H47ZM46 134V135H47ZM52 134V133H51ZM169 134V135H168ZM179 134H181L180 132L178 133V134H176V135H179ZM58 135H59V133H58ZM99 135H101L100 137H99ZM173 135H174V137H173ZM183 134H181V136H182ZM8 136V140H10L9 139V135H7ZM11 136V135H10ZM188 136V135H187ZM186 136V137H187ZM183 137V136H182ZM44 138H45V140H50V141H45L44 140ZM151 138H149V140H147V142L145 143V144H147L148 143V141H150V139ZM96 139H97V141H96ZM104 141L103 143H102V145L100 146V144L99 143H101L102 142V140ZM161 139V140H160ZM0 140H1V138H0ZM52 140V141H51ZM99 140H101V142L99 141ZM145 140V141H146ZM151 141V142H152ZM2 142V141H1ZM94 142H96V143H98L99 144V146H98V144L96 145ZM154 142V143H155ZM92 143L94 144V145H92ZM136 143V142H135ZM138 143V142H137ZM136 143V144H137ZM140 143V142H139ZM138 143V145H141L142 146V143H144V142H141V144H139ZM2 144V143H1ZM0 144V145H1ZM144 144V145H145ZM163 144V143H162ZM161 144V145H162ZM3 146H5V144H2ZM1 145V146H2ZM133 145H134V143H133ZM149 145H150V147H151V143H149V144H147L146 146L148 147V148H146L145 146H143V147H145L146 149H143L142 147H140V148H142L143 149V151L144 150H146V152L148 153L149 151H148V149L150 150V152H151V149L149 148ZM153 145V144H152ZM3 146L2 147H0V148H3ZM102 146H104V147H102ZM163 146V145H162ZM165 146V145H164ZM122 147H124V150L122 149ZM129 148H131V146L129 147ZM152 148V147H151ZM122 149V150H121ZM115 150V151H114ZM132 150V149H131ZM135 150H137V147H136V149H133L132 150V152L130 151V149L128 150V152H130V153H134V151ZM139 150H141V149H139ZM154 150V149H153ZM158 150V149H157ZM157 150L155 149V151L157 152ZM112 151V152H111ZM114 151V152H113ZM164 150H162V152H163ZM1 152V151H0ZM127 152V153H128ZM146 152L144 153V152H140L142 155H146ZM149 152V153H150ZM144 153V154H143ZM148 153V154H149ZM158 153V152H157ZM169 153H170V151H169ZM135 154V153H134ZM154 154L155 153H153V156H154ZM162 154V153H161ZM164 154V153H163ZM114 155H113V158H114ZM128 155H130V154H128ZM141 155V156H142ZM144 155V156H145ZM159 155V154H158ZM126 156H127V154H126ZM125 156V157H126ZM132 156V155H131ZM146 156H149V159H150V154L149 155H146ZM152 156V155H151ZM109 157V158H110ZM122 158V159H124V161L126 160V158ZM129 157V156H128ZM133 157L135 158V157H137V156H134L133 155ZM143 157V156H142ZM170 158H172L171 156H169ZM108 158V159H109ZM132 158V157H131ZM139 158V157H138ZM99 159H100V161H99ZM108 159H106V162L108 161ZM117 159H118V157H117ZM119 159H121L120 157H119ZM145 159V158H144ZM144 159H143V161H144ZM149 159L147 158V159H145V160H148L147 162H148V165L150 164L149 163ZM160 159H162V158H160ZM163 159H164V156H163ZM173 159V158H172ZM101 160H102V163H101ZM127 160H128V158H127ZM136 160H137V158H136ZM139 160V159H138ZM140 160H142V159H140ZM152 160H154V157H153V159ZM156 160H158V159H156ZM118 161V160H117ZM116 161V162H117ZM123 161V163H125ZM132 161V160H131ZM112 162H113V160H112ZM115 162V163H116ZM119 162V161H118ZM120 162H122V160H120ZM127 162V161H126ZM157 162V161H156ZM162 162V161H161ZM211 162V161H210ZM214 162V161H213ZM217 162V161H216ZM108 163V162H107ZM135 163V162H134ZM134 163L132 164V166L134 165ZM144 162H142V164H141V166L142 165H144L143 164ZM152 163H153V161H152ZM200 163H201V161H200ZM212 163V162H211ZM215 163V162H214ZM98 164V165H99ZM117 164V163H116ZM115 164V165H116ZM121 164V163H120ZM120 164H119V167H120ZM126 164V163H125ZM135 164H138V162L137 163H135ZM154 164H156L155 162H154ZM162 164H164V163H162ZM152 165V164H151ZM159 165V167H160V165L161 164H158ZM37 167L38 168V171L36 170V171H34L33 170V168L34 167ZM137 166V165H136ZM153 166V165H152ZM155 166V165H154ZM163 166V165H162ZM122 167V166H121ZM120 167V168H121ZM165 167V166H164ZM92 168L94 169V171L93 172H91L92 171ZM111 168H112V166H111ZM135 170L137 169V168H135V167H133ZM150 168V167H149ZM154 168V167H153ZM101 169H104L103 171H105V168H103V165H102V167H101ZM115 169H119V168H117V167H115ZM140 165H139V168L136 170L137 172L135 173L136 174V176H135V174H134V176L135 177H137V174H138V176H140V174H139V172H140ZM142 169V168H141ZM157 169H158V167H157ZM166 169V168H165ZM164 169V170H165ZM109 170V169H108ZM120 170V169H119ZM122 170H124V168L122 169ZM143 170H145V169H143ZM151 170H153V169H151ZM163 170V171H164ZM169 170V169H168ZM167 169H166V171H168ZM171 170V169H170ZM169 170V171H170ZM175 170V169H174ZM174 170H172V171H174ZM179 170V169H178ZM31 171V172H30ZM101 171L102 170H99V172H98V170H97V175L99 174V173H101ZM109 171H112V170H109ZM109 171H108V173H109ZM121 171V170H120ZM120 171H118V172H120ZM139 171V172H138ZM146 171H149L148 169L147 170H145V172ZM158 171V170H157ZM183 171V170H182ZM118 172H116V173H118ZM141 172H142V170H141ZM144 172V171H143ZM144 172V174H147L148 173V175L151 173V177H153L152 175H154V174H152L153 172H147V173H145ZM171 172V171H170ZM170 172H169V174H170ZM103 173V172H102ZM106 173H107V171H106ZM123 173V172H122ZM128 173V172H127ZM126 173V174H127ZM156 173H159V172H156ZM155 173V174H156ZM165 173V172H164ZM168 173V172H167ZM177 173H180V172H177ZM104 174V173H103ZM110 174H111V172H110ZM121 174V173H120ZM112 175V174H111ZM114 175V174H113ZM123 175V174H122ZM128 175V174H127ZM127 175H125V176H127ZM142 175V174H141ZM158 175V174H157ZM164 175V174H163ZM162 175V176H163ZM165 175H166V173H165ZM164 175V176H165ZM174 175V174H173ZM172 175V176H173ZM192 175V174H191ZM242 175H245V174H242ZM96 176V175H95ZM100 176H102V175H99V177ZM147 176V175H146ZM162 176H160V177H162ZM166 176H168L169 178L171 177V179H168L167 178V180H173V181H175L174 179H172V176H169V175H166ZM179 176H181V175H179ZM178 176V177H179ZM187 176H188V174H187ZM92 177V178H91ZM98 177V176H97ZM103 177V176H102ZM105 177V176H104ZM113 177H115V176H113ZM121 177V176H120ZM150 177V176H149ZM150 177V178H151ZM155 177H157V176H155ZM160 177H158L159 178V180H160ZM178 177H176L177 179H178ZM191 177V176H190ZM194 177H195V175H194ZM245 177H248V175H247V173H246V175H245ZM90 178H91V181H89L90 180ZM108 178V176L106 177V179ZM112 178V177H111ZM111 178H109V179H111ZM116 178H119V174H118V177L116 176ZM123 178V177H122ZM138 178V177H137ZM141 178H143V177H141ZM141 178H138V179H141ZM144 178H146L145 176H144ZM143 178V179H144ZM158 178H156L157 180H158ZM181 178V177H180ZM184 178V177H183ZM192 179H193V177H191ZM242 178H243V176H242ZM100 179V178H99ZM103 180H104V178H102ZM112 179H114L115 180V178H112ZM126 181H127V179H128V176H127V178L125 177L124 178ZM153 180L152 181H154L155 179H154V177L152 178ZM163 179V178H162ZM161 179V182L164 180H162ZM182 179V178H181ZM186 179H188V177H186ZM246 178H244V180H245ZM113 180V183L115 182ZM124 180V181H125ZM145 180H147V182L149 181L148 180V178L147 179H145ZM144 180V181H145ZM158 180V181H159ZM243 180V179H242ZM262 180H264V177H263V179H261L259 182L261 183L262 182ZM107 181H109L110 183H112L111 181L112 180H107ZM119 182H121V180H120V178H119V180H118ZM118 181H116V183H115V188H118V191H116V189L115 190H113L112 191V186H111V188L108 186V185H111L110 183H108V182H105V181H103L104 182V187H103V185H96L94 188L92 187V186H90V188L92 187L93 188V193H92V191L90 192L89 191V194H90V196H91V194L92 195H94L95 196V192H96V195L99 193V197H101L100 196V192H99V190H100V188L101 189H106L107 187H109V189L107 188L106 190H105V192H104V190H100L102 193L104 192L105 193V196L103 195L102 197H103V199L105 198L106 200H108V198H109V196L111 195H113V192H114V196H112L113 197V199H115V201L114 202H117L118 204H119V202H120V204H122L123 205V203L124 204H126L127 202H124V201H130V198H132L135 194H137L138 193V191L136 192V187H135V185L137 186V188L139 189L140 187H141V189L143 190V186L145 187L146 185H144L143 184V180L141 179V180H136V179H134L133 181H132V183L131 184H127L126 182H125V184L124 185H118L117 183H118ZM122 181H123V179H122ZM129 181V180H128ZM151 181V182H152ZM165 182H166V179L164 180ZM182 181H184L183 179H182ZM181 181V182H182ZM193 181V180H192ZM102 182V183H103ZM134 182V183H133ZM171 182V181H170ZM169 182V183H170ZM175 182H177V181H175ZM99 183V182H98ZM102 183H99V184H102ZM105 183H107V185H105ZM130 183V182H129ZM164 183V182H163ZM179 183V182H178ZM91 184V183H90ZM93 184H91V185H93ZM143 184V185H142ZM150 185H151V183H149ZM148 184V185H149ZM153 184V183H152ZM154 184H156L157 185V182L156 183H154ZM160 184V183H159ZM165 184V183H164ZM164 184H163V186H164ZM184 184H185V182H184ZM241 184V183H240ZM162 185V184H161ZM170 185H171V183H170ZM177 186V184H174L173 186ZM182 185V184H181ZM239 185V184H238ZM242 185V184H241ZM85 186H87L86 184H85ZM106 186V187H105ZM162 186V188L163 189H161V190H164V187ZM255 186V185H254ZM257 186V185H256ZM255 186V187H256ZM149 187V186H148ZM151 187H152V189L154 188L152 185H151ZM161 186L159 185V188H160ZM168 187H170L171 188V186H168ZM236 187V186H235ZM238 188H239V186H237ZM242 187V186H241ZM248 187V186H247ZM250 187H251V185H250ZM84 188V187H83ZM86 189H87V187H85ZM89 187H88V190L90 189ZM92 188H91V190H92ZM96 188H97V190H96ZM167 188V187H166ZM169 188V189H170ZM173 188V187H172ZM243 188V187H242ZM241 188V189H242ZM147 189V188H146ZM146 189L144 188V190L146 191ZM152 189H149V190H152ZM157 190H158V186H157V188H156ZM168 189V188H167ZM175 189V188H174ZM211 188H209L207 191H209ZM237 189V188H236ZM240 189V188H239ZM240 189V190H241ZM249 189V188H248ZM88 190H87V193H88ZM94 190H95V192H94ZM108 190V191H107ZM112 192H110V191ZM143 190V191H144ZM160 190V189H159ZM158 190V191H159ZM161 190H160V192H161ZM171 190H173V189H171ZM212 191H213V189H211ZM216 189H214V191H215ZM239 190V191H240ZM247 189H245V191H246ZM249 190H251V189H249ZM98 191V192H97ZM148 191V190H147ZM154 191V190H153ZM156 191V190H155ZM200 191V190H199ZM211 191V192H212ZM216 191H218V189L216 190ZM244 191V192H245ZM109 192H110V194H109ZM163 192V191H162ZM170 192H172V191H170ZM204 193L206 192V191H203ZM250 192V199L251 200H253L252 202H253V204L255 203H264V183H261V185H258V187H256V188H254L253 190H251V191H249ZM101 193V194H102ZM106 193H107V195H106ZM147 193H149V192H147ZM151 193V192H150ZM166 193V192H165ZM194 193V192H193ZM196 193H197V191H196ZM208 193V192H207ZM217 193V192H216ZM219 193V192H218ZM235 193H237V192H235ZM235 193H233V194H231L232 196L235 194ZM238 193H240V194H242L241 192H238ZM246 193V192H245ZM89 194H88V196H89ZM167 194V193H166ZM223 194V193H222ZM70 195V194H69ZM129 195L131 196V197H129ZM142 195H144V192L143 193H141L140 192V194H139V196L141 197ZM146 195V194H145ZM161 195V194H160ZM162 197H166L167 195H165V194H163L162 193ZM174 194H172V196H171V198L172 197H174L173 196ZM191 195V194H190ZM197 195V194H196ZM199 195V194H198ZM202 195H206V193L205 194H202ZM80 196H82V194L80 195ZM110 196V197H111ZM129 197V199H125L126 197ZM149 196V195H148ZM151 196V195H150ZM149 196V197H150ZM192 196H193V194H192ZM200 196V195H199ZM98 197V198H99ZM101 197V198H102ZM108 197V198H107ZM135 197H137L138 198V195H135L134 197H133V199H136ZM148 197V198H149ZM162 197L160 198V196H159V198L160 199H162ZM167 197H169V196H167ZM189 197V196H188ZM207 197V196H206ZM204 198L203 196H202V198L203 199H207V198ZM222 197V196H221ZM226 197V196H225ZM235 197V196H234ZM239 197H242V196H239ZM243 197H245V196H243ZM82 197H80L79 199H81ZM94 197H92L91 196V199L94 201L95 200V198L93 199ZM98 198H96V200L98 199ZM101 198H99V199H101ZM143 198V197H142ZM157 198V197H156ZM190 198H192V197H190ZM197 198V197H196ZM199 198V197H198ZM197 198V199H198ZM200 198H201V196H200ZM208 198H209V200H206L207 202L208 201H210V202H212L213 201V203H214V200L215 199H217L216 197H210L209 196V194H208ZM219 198H220V196H219ZM223 198V197H222ZM233 198V197H232ZM70 199H71V196H70ZM70 199H67V201L69 200V202H70ZM72 199H73V197H72ZM78 199V198H77ZM90 198L88 197V200H89ZM90 199V201H92ZM133 199H131V200H133ZM151 199V198H150ZM164 199V198H163ZM183 199H184V197H183ZM221 199V198H220ZM240 199H242V198H240ZM66 200V199H65ZM63 201V202H67V201ZM82 200V199H81ZM84 200V199H83ZM82 200V201H83ZM124 200V201H123ZM141 200V199H140ZM139 200V201H140ZM148 200V199H147ZM147 200H146V202H147ZM154 200H156V199H154ZM152 201V199L151 200H148V201H152V203L153 202H155V201ZM168 200V199H167ZM188 201H191L190 199H187ZM192 200H194V199H192ZM198 200H201V199H198ZM212 200V201H211ZM228 200V201H227ZM225 199L224 201H226L227 203H225L224 201H222V203H220L221 202V200H219L220 202H218L219 204H217V201H215L216 202V204L214 205V207H209V205H207V208L209 207L210 208V211H208V213H205V214H198V215H196L195 213H192V215H190L191 213H189V211H188V213L189 214H187V216H185L184 217V215H186V214H184V215H182V214H179V215H182V216H180L179 218H176V219H173V220H169L170 221V223L168 222V220H167V222L166 223H169V224H166L164 227H159L160 229H157V230H154V227H153V229H152V227H146V230H144L143 229V231H142V229H137L136 230V227L134 228L136 231H134V230H132L133 229V227H132V229H130V230H132V231H134L133 232V234L128 238L127 237V239L122 243L121 241V243H120V245L118 244V247H116V245H115V248H117V249H115V248H113V246H114V241H115V237H116V235L118 236H120L121 234H114V233H111L112 235H110V241L111 242H109V244H111L112 245V248L113 249H115V252L114 253H110L111 255L108 257L107 256V261L105 262V264H141L142 263V261H145V264L146 263H151V261L154 263V262H156L157 261V259H158V261L160 262L161 260H159V259H163L164 261L166 260L167 262H174L173 260H174V252L176 251L175 249H177V248H179L177 245H181L180 247L181 248H184V247H182V246H184L185 245V243H186V239L189 237V238H191V236H194V234H199L200 232V229H206L207 230V228L208 227H210V228H208V229H211L212 228V226H215L216 224H217V222L219 221V219L220 218H222V217H224V216H226V215H229V212H230V206L229 207H227L228 206V204H229V198L228 199ZM243 200H245V201H247L246 200V197L243 199ZM242 200V201H243ZM73 201V200H72ZM109 201V200H108ZM122 201V202H121ZM128 201V202H129ZM143 201V199L141 200V202ZM160 201V200H159ZM158 200H157V203L159 202ZM183 201V200H182ZM202 202V205H204V203L206 204L207 202L205 201L204 202V200H201ZM237 201V200H236ZM242 201L240 200L239 202H241V204H242ZM256 201V202H255ZM56 203H59V202H57V201H55ZM54 202V203H55ZM62 202V201H61ZM76 202V201H75ZM84 202V201H83ZM82 202V203H83ZM89 202V201H88ZM107 202V201H106ZM105 202V203H106ZM110 202V201H109ZM138 202V201H137ZM164 202V201H163ZM168 202H170V201H168ZM172 202V201H171ZM197 202V201H196ZM224 202V203H223ZM53 203V204H54ZM72 203V205L74 204L73 202H71ZM90 203V206H88V204ZM87 205H86V212H84V211H81V209H80V207H79V204L77 205V207H78V209L80 210V214L79 215H82V214H84V215H82L81 217L79 216V215H77V216H79L80 218H77L76 216L74 217H72V215L74 214V212H72V215H70V211H68V212H66V213H68L69 214V216L71 217H69L70 219H72L73 221H71V220H69V223H70V225L72 226L73 224V228L74 229H77L79 232H77L78 234H81L82 232V234L81 235H78V238L80 239L79 241L80 242H83V241H85V242H88V240H86V239H89V237L92 235V240H94V239H96L97 240V237H99V236H97L96 238H95V236H96V233H95V236H94V233L92 234V232L93 231H95V230H97L98 229V227L100 228V219H102L103 220V222H104V224L103 225H101V228L102 227H104L105 226V224H106V220L105 219H109L110 220V218L111 217H113V215H112V212L114 213V211H115V209L114 208H116V207H114V206H111V202L108 204V202L106 203V205H105V208L103 207V208H100V207H102V206H99V205H93V206H91L92 204H93V202L91 203V202H89ZM134 203V202H133ZM144 203V202H143ZM151 203V204H152ZM160 203V202H159ZM183 203V202H182ZM181 203V204H182ZM185 203H187L186 201H185ZM189 203H192V202H189ZM237 203V202H236ZM244 203V202H243ZM245 203H250V201L249 202H245ZM65 204V203H64ZM119 204V207L121 206L122 207V205H120ZM128 204V203H127ZM131 204V203H130ZM129 204V206H131ZM136 205H137V203H135ZM146 204H148V202L147 203H145V205ZM155 204H156V202H155ZM161 204H163V203H161ZM170 204V203H169ZM184 204V203H183ZM188 204V203H187ZM186 204V205H187ZM196 204V203H195ZM198 205H199V203H197ZM197 204H196V206H197ZM212 204V203H211ZM238 204V203H237ZM247 204V205H248ZM252 204V203H251ZM254 204V205H255ZM56 205V204H55ZM60 205L62 206V203H60ZM69 206H70V208H71V210H72V208H73V206L69 203L68 204ZM138 205H140V204H138ZM160 205V204H159ZM164 205V204H163ZM166 205H168V204H166ZM165 205V206H166ZM172 204H170V207H172L171 206ZM185 205V204H184ZM201 205V206H202ZM256 205H258V204H256ZM255 205V206H256ZM259 205H261V204H259ZM52 206V205H51ZM54 206V205H53ZM64 206H66V204L64 205ZM99 206V208L98 209H101V210H99L100 212H101V214H102V211H104V209H107V210H109V208H110V210L111 209H113V210H109L110 212H108V213H111V214H108V217L105 215V217L103 216V214H105V212L102 214V215H99V211L98 210H96L97 208L96 207H98ZM124 206V205H123ZM128 205H127V207H129ZM183 206V205H182ZM188 206V205H187ZM187 206H183V207H185V208H187ZM195 206V207H196ZM210 206H213V204L212 205H210ZM239 207H240V205H238ZM250 206V205H249ZM252 206V205H251ZM250 206V207H251ZM264 206V205H263ZM76 207V208H77ZM113 207V208H112ZM125 207V206H124ZM123 207V210L124 209H126V208H124ZM136 207V206H135ZM146 207V206H145ZM161 207V206H160ZM170 207H165V209H167V211L169 210V208ZM179 207V206H178ZM190 207V206H189ZM194 207V208H195ZM205 207V206H204ZM257 207H259V206H257ZM58 208V207H57ZM56 208V209H57ZM62 209H63V207H61ZM131 208H133L132 206H131ZM148 209H150L149 207H147ZM185 208H183V210H184V212H185ZM200 208V207H199ZM202 208V207H201ZM201 208H200V210H201ZM242 208H244V206L242 207ZM65 210H66V207L64 208ZM77 209V210H78ZM92 209H94V210H92ZM103 209V210H102ZM163 209H164V206H163ZM171 209V208H170ZM181 209L182 208H180L179 210L181 211ZM190 209H191V207H190ZM189 209V210H190ZM193 209V208H192ZM204 209H206V207L204 208ZM203 209V210H204ZM247 209H248V207H247ZM252 209V208H251ZM251 209H250V211H251ZM257 209V208H256ZM261 208H259V210H260ZM58 210H60V207H59V209ZM65 210H63V212L65 211ZM160 210V209H159ZM174 210V209H173ZM188 210V209H187ZM254 210V209H253ZM67 211V210H66ZM95 211H97V216H96V213H94ZM117 211V210H116ZM115 211V213H119V211H117L116 212ZM133 211V210H132ZM147 211H149V210H147ZM166 211V210H165ZM166 211V212H167ZM170 211V210H169ZM179 211V212H180ZM193 211V210H192ZM233 211H234V209H233ZM241 211H243V210H241ZM250 211H248V212H250ZM60 212H62V210L60 211ZM63 212L62 213H59V215H56L57 216V218L56 219H59V216H61L62 214H63ZM82 212V213H81ZM93 212V213H92ZM121 212H124V211H121ZM141 212V211H140ZM144 212V211H143ZM159 212V211H158ZM171 212V211H170ZM205 212V211H204ZM207 212V211H206ZM48 213V212H47ZM65 213V212H64ZM76 213V212H75ZM114 213V214H115ZM173 213H174V211H173ZM181 213V212H180ZM183 213V212H182ZM187 213V212H186ZM231 213V212H230ZM44 214H46V213H44ZM172 214V213H171ZM194 214V215H193ZM48 215V214H47ZM75 215V214H74ZM98 215L100 216V218L98 217ZM111 215V216H110ZM175 214H173L172 216H174ZM178 215V216H179ZM56 216H54V218L56 217ZM117 216V215H116ZM177 216V217H178ZM263 216V215H262ZM45 219L44 220H46V217L45 216H43ZM107 217V218H106ZM123 217V216H122ZM227 217V216H226ZM226 217H224V219H226ZM61 219L63 218V220H61V219H59V221H58V223H61L60 221H62V223L61 224H63V221L65 222H67L68 220H67V218H66V216H65V218L66 219H64V215H62L61 217H60ZM68 218V219H69ZM123 218H125V217H123ZM260 219H261V217H259ZM76 219V220H75ZM127 219V218H126ZM125 219V220H126ZM53 220V219H52ZM134 220V219H133ZM133 220H130L131 221V223L133 222ZM166 220V219H165ZM221 220V219H220ZM223 220V219H222ZM257 220V219H256ZM51 221V220H50ZM54 221V220H53ZM57 221V220H56ZM74 221H75V223H74ZM113 221V220H112ZM258 221V220H257ZM120 222V221H119ZM136 222V221H135ZM227 222V221H226ZM55 223H57V222H55ZM54 223V224H55ZM69 223H67V225L69 224ZM98 223V225H96ZM115 223V225H116V222H114ZM118 223V222H117ZM130 223V222H129ZM134 223V222H133ZM132 223V224H133ZM137 223V222H136ZM140 223V222H139ZM138 223V224H139ZM164 223V222H163ZM261 223H262V221H261ZM60 224V225H61ZM77 224V225H76ZM119 224V223H118ZM117 224V225H118ZM136 225V226H139V225ZM142 224H145V223H142ZM227 224V223H226ZM56 225V224H55ZM57 225H59V224H57ZM59 225V226H60ZM78 225L79 226H91L90 228H95V230H93V231H89L88 230V228L89 227H87L86 228V230L85 231H83L82 229H81V227H79V228H77L78 227ZM107 225H108V223H107ZM106 225V226H107ZM111 225L112 226H114V224H113V222H111ZM123 225V224H122ZM128 225V224H127ZM126 225V226H127ZM224 226H225V224H223ZM259 225H260V223H259ZM262 225V224H261ZM45 226V225H44ZM98 226V227H97ZM129 226V225H128ZM131 226V225H130ZM145 226V225H144ZM258 226V225H257ZM262 226H264V225H262ZM57 227V230L58 229H61V228H59L58 226H56ZM63 227H66V225L65 224H63ZM109 227H110V225H109ZM140 227V226H139ZM142 228H143V226H141ZM261 227V226H260ZM259 226H258V228H260ZM37 228V229H36ZM55 228V227H54ZM93 228V229H94ZM97 228V229H96ZM106 228V227H105ZM104 228V229H105ZM127 228V227H126ZM125 227H124V229L123 228H121V229H123V231L125 232V229H126ZM148 228H151L150 230H152V231H154V232H151L150 230L149 231H147V229ZM34 229H36V231H34ZM64 229V228H63ZM63 229H61V230H63ZM71 229H72V227H71ZM73 229V230H74ZM214 229H215V233L217 232L218 233V229L216 230V228L214 227ZM231 229V228H230ZM260 229H262V228H260ZM38 230V231H37ZM56 229L54 230L56 233H54V234H56L55 236L57 237V236H59V235H57V231ZM61 230H59V232L61 231ZM67 230V229H66ZM100 230V229H99ZM105 230H107V229H105ZM30 231V232H29ZM80 231H82V232H80ZM90 232V234H89V232ZM118 231H119V229H118ZM121 231V230H120ZM123 231H121L122 233H124ZM225 231V230H224ZM27 232V234L26 235H24L25 233ZM51 232V231H50ZM65 232V230L63 231V235H62V237H63V239H65L66 237H64V235L66 234V233H64ZM67 232V231H66ZM84 232L87 234L88 233V237L87 236H85L84 235ZM99 232H101V231H99ZM110 232H113V231H110ZM115 232H117V231H115ZM129 232V231H128ZM127 231H126V233H128ZM202 232V231H201ZM230 232H232V231H230ZM120 233V232H119ZM233 233H234V231H233ZM237 233V232H236ZM246 233V232H245ZM244 233V234H245ZM58 234H62V232L61 233H58ZM70 235V232L68 231L67 232V234H66V236L68 237L69 235ZM72 234H75V230L72 232ZM101 234H103V232L101 233ZM101 234H99V235H101ZM107 233H105V236H107L106 235ZM113 234L115 235V236H113ZM214 234V233H213ZM226 234V233H225ZM239 234H241V233H239ZM262 234V233H261ZM42 235L44 236V237H42ZM98 235V234H97ZM124 234H122V236H123ZM129 235V234H128ZM127 235V236H128ZM223 235V234H222ZM227 235H230V237H233V236H231V233H229L228 232V234ZM237 235H238V233H237ZM263 235H264V233H263ZM81 236H82V239H81ZM84 236H85V238H84ZM94 236V237H93ZM101 236H104V234L103 235H101ZM118 236V237H119ZM215 236V235H214ZM245 236H246V234H245ZM248 236H249V234H248ZM24 237V238H23ZM55 237V238H56ZM70 237V236H69ZM123 237H126V235H124ZM122 237V238H123ZM218 237V236H217ZM228 237V236H227ZM236 237H238V236H236ZM236 237H233V240L235 241V239L234 238H236ZM240 237H242V236H240ZM249 237H251V234H250V236ZM257 237V236H256ZM255 237V238H256ZM259 237V236H258ZM258 237H257V239H258ZM22 238V239H21ZM100 238V237H99ZM98 238V240H101V239H99ZM122 238H120V240H123ZM188 238V239H189ZM222 238V237H221ZM246 238V237H245ZM24 239V240H23ZM68 239V238H67ZM70 239H74V240H72V241H74V242H76L77 243V241H75L76 239H75V237L73 238V237H70ZM102 239H103V237H102ZM108 239V238H107ZM197 239V238H196ZM223 239V238H222ZM222 239L221 240H218L219 242L218 243H213V242H209V243H211V245L210 244H208V248H206V250L203 252V253H201V254H198L197 255V252H196V255L197 256H194V260L193 261H191V263L190 264H217V260H219V258L220 257H226V259H227V256H229L230 257V255H231V253L228 251V249L230 248H228V245L230 244L231 245V240H232V238H229V239H225V240H223L222 241ZM237 239V238H236ZM238 239H239V237H238ZM238 239H237V241H238ZM251 239H252V237H251ZM260 240L262 239V238H259ZM263 239H264V237H263ZM262 239V240H263ZM43 240V241H44ZM53 240V239H52ZM58 240V239H57ZM83 240V241H82ZM94 241V242H99V241ZM199 240V239H198ZM242 240H244V239H242ZM261 240V241H262ZM49 241V240H48ZM54 241V240H53ZM56 241V240H55ZM62 240H58L57 242H58V245H59V242H61ZM67 240H64V242H66ZM71 241V242H72ZM245 241V240H244ZM243 241V242H244ZM253 241V240H252ZM45 242V241H44ZM43 242V243H44ZM80 242H78L77 243V245L80 243ZM92 242V241H91ZM91 242H90V244H91ZM116 242V241H115ZM157 242H161V244H162V247L163 246H167V249L165 248L164 249V247L163 248H161L159 245H156V243ZM165 242V243H164ZM189 242V241H188ZM187 242V243H188ZM249 241H247V243H248ZM56 243V242H55ZM55 243H53V244H55ZM63 243V242H62ZM61 243V244H62ZM68 243H70V242H68ZM93 243V242H92ZM103 243H105V242H103ZM107 243V242H106ZM117 243V242H116ZM164 243V244H163ZM184 243V244H183ZM213 243V244H212ZM234 243V242H233ZM44 244H46V243H44ZM43 244V245H44ZM60 244V245H61ZM74 243H72V247L73 246H76V244H74ZM83 244V243H82ZM81 244V245H82ZM97 244V243H96ZM99 244H102V242H100ZM166 244V245H165ZM235 244H238V243H236L235 242ZM250 244V243H249ZM50 245V244H49ZM59 245V246H60ZM63 245H65V246H63ZM84 245H86V244H84ZM91 245H93V244H91ZM110 245V246H111ZM229 245V246H230ZM243 245V244H242ZM54 246V245H53ZM58 246V247H59ZM61 246H63L64 248H59L60 250H63L62 251V253H65L66 251H65V248H67L66 246V244L65 243H63ZM71 246V245H70ZM83 246V245H82ZM87 246V245H86ZM99 246V245H98ZM101 246V245H100ZM104 246V248H105V245H103ZM245 246V245H244ZM251 246V245H250ZM264 246V245H263ZM10 247H12V246H9V248L6 246L5 247V249L4 250H1L0 251V254L2 253V251H4V253H2L0 256V260L2 261V260H4L5 258H7V256H8V254L10 253V254H12V252H13V249L15 248V247H12V248H10ZM16 247V248H17ZM56 247V246H55ZM57 247V248H58ZM77 247V246H76ZM102 247V246H101ZM158 247V248H157ZM231 247H232V245H231ZM237 247H239V244H238V246ZM254 247V246H253ZM15 248V250L16 251H14V252H19L18 251V248L16 249ZM84 248V247H83ZM82 248V249H83ZM103 248V249H104ZM107 248H108V244H107ZM160 248V249H159ZM234 247H232L231 249H233ZM9 249V250H8ZM68 249V248H67ZM76 249V248H75ZM74 249V250H75ZM84 249H86V247L84 248ZM98 249V248H97ZM99 249H100V247H99ZM103 249H100V250H103ZM110 249H111V247H110ZM110 249H109V251H110ZM188 249V248H187ZM251 249H253L252 247H251ZM262 249V248H261ZM5 250H6V253H5ZM43 250L45 251V252H43ZM69 251H71V249H68ZM73 250V249H72ZM74 250H73V253H74ZM178 250V249H177ZM200 250H201V248H200ZM234 250V249H233ZM236 250H238V249H236ZM236 250H235V252H236ZM65 251V252H64ZM78 252H79V250H77ZM81 251V250H80ZM82 251H84V250H82ZM106 251V250H105ZM195 251H197V250H195ZM247 251V250H246ZM245 251V252H246ZM261 251V250H260ZM43 252V253H42ZM49 252V251H48ZM54 252V251H53ZM89 252V251H88ZM97 252V251H96ZM100 252V251H99ZM98 252V253H99ZM102 252V251H101ZM100 252V253H101ZM104 252V251H103ZM102 252V253H103ZM107 252V251H106ZM165 252V253H164ZM234 252V251H233ZM239 252H240V250H239ZM238 252V253H239ZM254 252V251H253ZM256 252V251H255ZM258 252V251H257ZM25 253V254H24ZM62 253H61V251H60V254H61V256L60 257H62ZM72 253V252H71ZM83 253V252H82ZM81 253V254H82ZM105 253V252H104ZM163 253L165 254V256H166V258H165V256H163ZM226 253H228V255L226 254ZM9 254V255H10ZM18 253H16V254H14L13 255V257L14 256H16ZM42 254V255H41ZM56 254V252L54 253V255ZM84 254H86V253H84ZM89 254V253H88ZM162 254V255H161ZM167 254V255H166ZM225 254H226V256H225ZM232 254H234V253H232ZM3 255H5L6 257L5 258H2L3 257ZM40 255L42 256V258L40 257ZM46 255V254H45ZM65 255H66V253H65ZM64 255V256H65ZM71 255V254H70ZM69 255V256H70ZM73 255V254H72ZM71 255V256H72ZM78 255V254H77ZM105 255V254H104ZM177 255V254H176ZM20 256V255H19ZM18 255L16 256V257H19ZM31 256V255H30ZM29 256V257H30ZM70 256V257H71ZM75 257H77V261H78V256H76V255H74ZM72 257V259L74 258L75 259V257ZM231 256H233V255H231ZM252 256V255H251ZM12 257V256H11ZM21 257V258H22ZM29 257H27V258H29ZM83 257V256H82ZM89 257V256H88ZM90 257H93V256H91L90 255ZM90 257H89V259H90ZM157 257H159V258H157ZM165 259H164V258ZM248 257V256H247ZM20 258V257H19ZM19 258H18V261H19ZM26 258V259H27ZM54 258V257H53ZM52 257H50V259L52 260L53 259ZM57 257H55L54 259H56ZM193 258V257H192ZM16 260H17V258H15ZM14 259V260H15ZM46 259V258H45ZM45 259H44V261H45ZM49 259V257H48V259H47V261H49L50 260ZM60 258H58V260H59ZM71 259V260H72ZM82 259V258H81ZM94 258H92V260H93ZM176 259V258H175ZM226 259H224V260H226ZM10 258H9V256H8V258H7V263L6 262H1V264H4V263H6V264H10V261H12V259L10 260ZM22 260V259H21ZM25 260V259H24ZM23 260V261H24ZM32 260V259H31ZM36 260V261H35ZM43 260V259H42ZM49 261V263L48 264H50V262H52V261ZM63 260V259H62ZM84 259H82V262L83 263H85L86 261V259L83 261ZM95 260V259H94ZM93 260V261H94ZM189 261L191 260L190 258L188 259ZM248 260H249V258H248ZM253 260V259H252ZM255 261H254V264H264V251H263V249H262V252L261 253H259L258 252V254H256V258L254 259ZM27 261V260H26ZM56 261V260H55ZM91 261V260H90ZM89 261V262H90ZM93 261H91L90 262V264H93ZM13 262H15V261H13ZM28 262V261H27ZM27 262H24V264L26 263V264H28ZM32 262H30L29 264H31ZM37 262V263H36ZM71 262H73V261H71ZM74 262H76V261H74ZM79 262V263H78ZM78 262H76V264H80V260L78 261ZM82 262H81V264H82ZM89 262H88V264H89ZM178 262H180V261H178ZM250 262H251V260H250ZM249 262V263H250ZM12 263V262H11ZM63 263V262H62ZM65 263V262H64ZM63 263V264H64ZM161 263V262H160ZM186 263H189L188 261L186 262ZM220 263V262H219ZM248 263V264H249ZM19 264V263H18ZM22 264V263H21ZM52 264H55V262L54 263H52ZM57 264H59V263H57ZM61 264V263H60ZM86 264V263H85ZM94 264H96V263H94ZM143 264H144V262H143ZM152 264V263H151ZM155 264H157V263H155ZM167 264V263H166ZM169 264V263H168ZM251 264H253V262L251 263Z\"/></svg>", "mask_w": 264, "mask_h": 264}]
</instances>
